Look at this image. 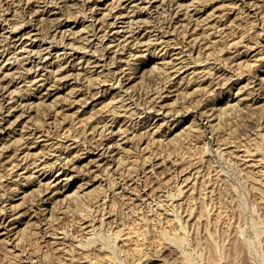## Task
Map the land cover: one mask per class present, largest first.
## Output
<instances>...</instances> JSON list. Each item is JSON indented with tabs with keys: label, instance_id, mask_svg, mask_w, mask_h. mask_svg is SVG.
<instances>
[{
	"label": "rangeland",
	"instance_id": "374dc122",
	"mask_svg": "<svg viewBox=\"0 0 264 264\" xmlns=\"http://www.w3.org/2000/svg\"><path fill=\"white\" fill-rule=\"evenodd\" d=\"M9 1L11 3L5 4L4 6H2L3 8H1V5H0V16H1L0 17V49H3L5 47L3 45H6V47H10L11 45H13V43H11V39L17 40V46L21 44L22 41H24L25 47H18L17 52L14 53L16 54L14 58L17 55L19 56L15 59L10 58L7 61L5 58H7L8 56L12 57L13 53H9L8 55H6L7 54L6 52L4 56H1L2 51H0V64L4 63V66L0 69V84L2 83L6 84L8 82L7 83L8 85L7 84L6 85L9 86L8 88H10L9 89L10 92L12 91L11 92L12 94L9 93L8 91L6 94H9V95L8 96L6 95L4 99L0 100V120L2 116L6 118L11 117L13 119L15 117L14 114L20 113L22 106L24 105L27 106L29 102H32L33 100L34 101L32 102V105H31L32 107L28 109L22 117H20L19 120H21V122L15 127L12 125L14 128L12 126L7 125L8 122L5 123L6 120H2V123L6 125V128L3 131V135H2L3 138L0 139V152H1L0 158L1 159L4 158L2 153L9 154L10 157H13L14 155L15 157L13 158L8 157L10 161L8 160V158H6L5 161L8 160L9 162H7V164L5 163L3 165H0L1 167L0 171H2V173L0 174L2 176V177L0 176L1 178L0 179V184H1L0 185V196H1L0 198L1 200H3L2 201L3 203L1 202L0 205L5 204L4 202L7 201L6 206L9 212L12 211L11 209L17 208L16 210H18V213L16 215L19 214L21 216L20 217L18 215L20 217L19 219L21 218L22 219L19 222H13L15 217L12 216L9 219L13 223H11L9 227L13 229L16 228V230L18 228H21L17 230L19 232L20 230L24 229L23 227L25 226L26 229L23 230L22 232L23 233L26 232L25 234L28 235V237H26L25 234L22 235V233L19 232V235L21 238L19 237L18 241H20V243L17 242L18 246L16 245L14 247V244L12 242L10 244L8 241H6L7 238L5 237L6 236L5 234H0V238H1L0 239V264H19V263L20 264H62V262L63 264H65L66 262H68V264H72V263L73 264L74 263L75 264H85L86 262L82 260L83 262H85L83 263L81 259H83L82 255L88 254L87 253L88 251L89 253H92L89 255H92V256L94 255L97 258L98 256L99 257L101 255L105 256L106 253L107 254L109 253L108 255L111 257L114 264H149V263L150 264H264V185H263L264 184V170H263L264 169V96L263 95L264 94H262L264 92V88H262V85L264 86L263 84L264 83V80H263V77H264L263 76L264 74V46H263L264 44V31H263L264 24H262L264 22V21L262 22V20H264V18H262V15H264V9H263L264 0H250V4H249V0H235V1L234 0L233 1L232 0H207L208 3H206L207 2L206 0H205V3H204V0H202L203 2L200 0H199L200 2L198 0H193V1L191 0L189 1L188 0H179V1L177 0L176 1L175 0L173 1L172 0H165V1L164 0H150V2L149 0H146L145 2H143L144 0H118V2L120 1L119 2L120 4L116 3L117 0H88V1L87 0H49V2L51 3H49L48 0H42V1L41 0H18V2H16V0H9ZM112 2H114L113 6H112ZM176 2H178V4ZM182 2H184V5L187 2V4H189L190 6L187 7V4H186L184 8V5ZM236 2L238 5L236 4ZM255 2H257V4ZM179 3H182V5H179ZM233 3L236 4V6ZM68 4L71 7H69ZM115 4L118 7L115 6ZM178 5L181 6L180 7L181 9L179 8ZM110 6L115 7L114 11H113V8L110 9ZM141 6H143V8ZM162 6H166L167 10L164 9L166 10L164 11ZM186 7L188 9H186ZM223 7L225 8L223 9ZM61 8L62 9L64 8V9L62 10ZM174 8L176 9L177 12L176 14L174 13V16H173V12H175ZM177 8L181 12L178 13ZM140 9L141 10L143 9L142 12ZM194 9H198V10L200 9V10L197 14H195V12L193 11ZM241 9H243L245 12ZM171 10L173 11L171 12ZM220 10H223V12ZM225 10L228 12L226 13ZM185 11L186 12L188 11L187 12L188 14H186ZM189 11L190 13H192L194 17L189 13ZM212 12L213 13L215 12L214 15L212 14ZM255 12L256 14H253ZM104 13H106L108 17H104L105 15ZM116 13H118V17L117 16L115 17ZM177 13L179 15H177ZM222 13H225L224 16L222 15ZM152 14L153 15L157 14V15L153 16ZM169 14L171 15L168 16ZM137 15H139L137 17L138 19L139 17L143 18V20H141L142 22L140 21L142 23L141 27L144 29L145 28L150 29V31L153 28L154 31L152 30L151 31L152 33H156V32L158 33L160 31L159 34L162 36L161 38L163 39V41H161L162 39H158V40L156 39L157 41L153 39L148 40V38H150L149 35L151 34V32L147 30V33L148 34L150 33V34L144 39L146 40L144 42H146L150 46L149 45L147 46L146 43H144L145 45L144 44L142 45L141 42L140 44H138V42L133 43L131 42L132 39L129 40L130 42L127 41L128 44H126V42L123 40L124 38L129 36L130 30H131L129 25H132V28L133 26L141 25L140 22H138L137 24L136 23L130 24L131 23L130 19L132 18V16H137ZM186 15L187 16L189 15L190 17H187ZM57 16H60V18L70 17V20H71L70 25L66 26L67 28L65 29L67 30L65 31L67 32V34L64 31V37L62 36L63 34L62 35L56 34V36L53 37V34L56 32V30L57 31L59 30V28L55 29L57 28L59 21H60V18ZM151 16H152V20L155 19L154 21H148L149 18L151 20ZM206 16H208V18ZM103 17H104V20H103ZM144 17H145V20L147 17L148 23L144 22L145 21ZM158 17L160 18L158 19ZM165 17L167 18V20ZM169 17H171L172 20H174L175 18L174 21L175 22L177 21V22L176 23L173 21L171 22V20H169ZM179 17H180V20H179ZM216 17L218 18V20ZM114 18H116L115 21H114ZM185 18H187L189 22H187ZM196 20H198L197 22L200 21V23H197ZM214 20L220 25L219 29H217L218 24L216 23L217 24L216 25ZM230 21L231 23L229 25ZM111 22H113L114 24ZM107 23L109 24L111 23V24L109 26H106L108 25ZM180 23L182 25L183 23L187 24L186 26L183 25V27L185 26V29L187 30L181 29L182 25H179ZM188 23L190 24L188 25ZM191 23H194L192 24L193 26L191 25ZM212 23L216 25L217 28L214 27V25L212 26ZM101 24L102 26H105L106 28H108L107 32L109 33V35L106 37L107 39L105 38L104 39L105 41H102V43H101L100 37H98V34L95 35L94 37L92 36L93 29L96 26L98 27L101 26ZM198 24L200 25L198 26ZM209 24H211L210 25L211 27L209 26ZM225 24L228 26H225ZM163 25H165L167 28L164 27ZM174 25L176 29L178 30L175 31ZM222 25L225 26L223 27L224 29H222ZM160 26H161V30H160ZM194 26L195 28H193ZM196 27H198L197 30H196ZM173 29L174 31H172ZM208 29L209 31H212V30L213 31L210 33L208 32ZM232 29L235 30L236 32H234ZM69 30H71V32ZM117 30L118 31L120 30V31L118 35L114 36V33H116ZM214 30L216 31V34ZM219 30L220 31L223 30V31L220 32ZM178 31L180 32V34L178 33ZM185 31L189 33L191 32L190 35L187 32L185 33V35L186 34L188 35V37L186 35L187 39L185 38L183 34ZM72 32L73 34H70ZM233 32H234V37L235 35H238V34L239 35L234 38ZM193 33H195L196 35ZM208 33H210L209 39H207L209 37ZM240 33L241 34L244 33L243 35L245 37L242 36ZM260 33L261 35H259ZM84 35L85 36L87 35L88 37L86 36V38H84L85 37ZM193 35L195 36V38ZM198 35L202 37H199ZM20 36H22L21 40H19ZM48 36H50L51 38ZM61 36L65 39H63ZM152 36L153 38L155 37L154 34ZM239 36L240 38H237ZM71 37H73V39ZM242 37L245 39H243ZM89 38L92 39L90 40V42H89ZM173 38H175L177 42ZM189 38L191 39L192 42L189 41L190 40ZM232 38H234V42L236 41L237 43L239 42L238 44L241 48L237 47L238 44L234 43ZM241 38L243 39V41ZM70 39L71 41H74V40L76 41H74L73 43V42H70ZM84 39L86 40V42ZM111 39L112 41H110V44L112 43L113 45H111L112 48H108L109 49V52H108L105 44L106 42L109 43V40ZM195 39L199 40L198 43H197V40L194 41ZM240 39L244 43H240ZM60 40L61 41L63 40V41L61 42ZM203 40L206 42H204ZM158 41H161V42H158ZM119 42H121V44ZM165 42H167L168 44ZM199 42H202V43H199ZM229 42L234 43V44L230 45ZM80 43L81 45L83 44L82 46H85V47L81 48ZM170 43H173V44L175 43L174 44L175 47L172 48L171 45L173 44L170 45ZM257 43H261V44H257ZM71 44L72 45L74 44V45L71 46ZM101 44L105 46H102ZM180 44H182L183 46ZM207 44H209L210 46L208 45L209 47L205 49ZM118 45L119 46L121 45V46L118 47ZM186 45H188L189 48ZM225 45H230V46H226L225 48ZM123 46L125 49V50L122 49L123 56H119V58L110 59L111 58V55H109L110 51L115 50V49H121ZM195 46L197 48H195ZM248 46L250 47L254 46V48L256 46L257 47L255 48V50H249L248 51L249 53H247L245 49L247 50L246 47ZM259 46H261L262 48ZM220 47L225 48V49L222 50ZM97 48L99 49L97 50L98 52L96 51ZM219 48L222 50V52H219L221 51L219 50ZM260 48L262 50H260ZM10 49H11L10 51H12L14 47ZM30 49H33L34 51L35 50L36 51L29 52L31 51ZM39 49H42L43 51L39 52ZM241 49L243 51H241ZM94 50H95V53H94ZM156 50L158 51L156 52ZM178 50L184 53L183 54L180 53L179 55L175 54L174 52H177ZM200 50L203 52H200ZM217 51L220 53V55L218 54V56L216 55L218 53ZM257 51H258V54L255 55ZM47 52H50V53H47ZM103 52H105L106 54L105 53L103 54ZM190 52L193 54H191ZM205 52H208V53L211 52L210 55L212 57H210V55ZM40 53L44 54V56L40 57L42 56ZM200 53H201V56H200ZM244 53H245V56H244ZM252 53L253 55L251 56ZM136 54L137 55L139 54L138 57H135ZM206 54L208 55V58L205 56ZM237 54H239V56ZM27 55H31L32 57H30V59L31 58L32 59L31 60L27 59L26 58ZM105 55H107V57ZM163 55L164 56L166 55V56L163 57ZM99 56L102 59L101 65L100 64L94 65V63L90 62L95 59H99ZM173 56H176V57L181 56V58L183 59V60L182 59L177 60L178 63L179 61L181 62V60L183 61L177 66L183 63H186L188 64L189 67H187V69H185L186 67L183 68L182 70L183 72L181 71L176 74H173L174 70L171 67L172 63L170 64L165 63L167 60L170 61V59H174ZM199 56L202 59V61L200 59L201 62L198 60ZM202 56L204 58H202ZM219 56L221 57L217 58ZM257 56H261V57H257ZM23 57H25L26 59ZM133 57L137 59V61ZM253 57H256L255 60ZM89 58H91V60ZM125 58H127L128 61H126ZM41 59L43 62L41 61ZM256 59H258L259 61H257ZM260 59L261 61L262 60L263 61L261 62ZM25 60L27 61V63ZM88 60L90 63L89 62L86 63V61ZM191 60L192 61L195 60V61L192 62ZM228 60H231L234 63H231V61L229 62ZM240 60H244V61H241L243 63H239ZM188 61H190L191 63ZM204 61H206V64ZM196 62H197V67L195 65ZM216 62L218 63L216 64ZM237 62L240 64V66L244 65L243 67H241L240 69L241 71L237 69L238 68L237 66H239ZM254 62L259 63L260 65L259 64L255 65ZM17 63L19 64V66ZM21 63L24 64V66ZM102 63L104 64L102 65ZM108 63L110 64L108 65ZM226 63L229 66H227ZM42 64H44L43 68H42ZM212 64L214 66L211 69ZM224 64L226 65L224 67H228L230 69L233 68V69H231L230 71V69L224 68L223 67ZM32 66H34L33 68L36 70H34ZM154 66H157V68H160L161 72L159 71L158 73L154 74L155 71L159 70V69L156 70L157 68L155 67L156 68L155 69ZM163 66H166L165 70L167 71H162V69L164 68ZM207 66L210 68H208ZM215 66H219V68ZM23 67H25V69ZM202 67H204V69ZM129 68H131V70ZM152 68L155 71H153ZM17 69H19L18 70L19 72L17 71ZM37 69L39 72L37 71ZM56 69H58L59 71ZM209 69H211L213 73H211L210 72L211 70L209 71ZM235 69H237V72L235 71ZM115 70L118 71V74H117V71ZM132 70H133V73H131ZM151 70L153 73H151ZM219 70H222V71H219ZM239 71L242 74H240ZM167 73L168 74L172 73V74L168 75ZM187 73H190V75ZM215 73L217 74L221 73V74L217 75ZM36 74L37 75L39 74V77L42 76L43 78L42 77L41 78L45 79V80L40 81V83L46 82L48 85H50L49 90L51 91V94H48L47 96H43L47 94V89H41V93H39L36 90V81L32 80L34 78L36 79L35 77ZM202 74H203V77H200ZM208 74L210 75V77L208 76ZM234 74H238V75H234ZM9 75L10 76L12 75V76L8 77ZM24 75L26 78L24 77ZM130 75H131V80L126 79V78H129ZM239 75H240V78L237 77ZM259 75L262 78H260ZM180 76H184L185 78L183 80L182 78L179 79ZM218 76L219 77L221 76V78L219 79L221 81L217 82L219 78ZM226 76H228L229 78L228 77L226 78ZM232 76L233 77L235 76V78L237 77L238 80L237 78L232 79ZM204 77L205 78L207 77V78L205 79ZM213 77H214V82H213ZM5 78H8V79H5ZM9 78H11L10 79L11 82H9ZM14 78L15 80H12ZM103 78H105V80H102ZM167 78H168V81H166ZM96 79L100 80V82L99 81L97 82ZM188 79L189 80L191 79V80L189 81ZM225 79L227 81L229 79V82L225 81ZM254 79L255 81H253ZM261 79L263 80V83ZM170 80L171 82L172 81L173 82L171 83ZM192 80H195V81L193 82ZM196 81L198 82L197 84H196ZM251 81L254 83L252 84ZM96 82L99 84L100 87L98 86ZM181 82L182 83L184 82V84H182ZM257 82L259 84H257ZM260 82L262 83L261 86H260ZM218 83L220 84V86L217 85ZM57 85L61 87L57 89L55 87ZM96 85L98 87H95ZM198 86H199V90H196L198 89L196 88ZM71 87H73L76 91L72 93L70 91ZM159 88H163L164 90L161 89V91L163 92H161ZM169 88L171 91L168 92L167 90H169ZM259 88L260 90H258ZM14 89H15V92L17 91L16 93L13 92ZM159 91L163 95L160 94ZM255 91H258V92H255ZM25 92H26V95H25ZM32 92L34 93L28 98V95H30L29 93H32ZM36 93L37 95H34ZM103 93L106 95H104ZM156 93H159V94H157L155 97ZM251 94H253L252 97H251ZM126 95H129V97L128 96L126 97ZM122 96L123 98H121ZM153 96H154V100L156 101L151 99L153 98ZM65 97H68L70 100L79 99L76 102L77 105L75 103L74 105L70 106L72 102H74V100L66 101V99L68 98H65ZM244 97L247 99L245 100ZM120 99H122V102ZM124 99L126 100L123 101ZM157 99H159L160 101H157ZM22 100H23V103L25 102L27 104L24 103L23 105L17 106L19 103H21ZM110 101H114V102H110ZM152 101H154L155 103L154 102L152 103ZM54 102L59 103V104L55 103L58 105V107L54 104ZM168 102H170L169 103L170 106L168 105L169 108L167 107ZM127 103L130 105H128ZM162 103L164 104V107L161 108L160 105H163ZM236 103H238V106H236ZM248 103L249 104L251 103L252 105L250 104L249 106ZM62 104L64 105V107ZM256 104L257 106H255ZM117 105H120V106H117ZM12 106L13 108H11ZM151 108L153 110H151ZM110 109H113V111L115 112L112 113V110ZM168 109L170 111H168ZM56 110H58L59 113ZM211 110H214V111L211 112ZM129 112L131 113L129 114ZM109 113H111V115ZM210 113H212V116ZM213 114H214V117H213ZM53 115H56V116H53ZM112 115L114 116L116 115L117 117L115 116V119L116 120L118 119V121H116L118 123L115 125L116 127L115 130H117V128L119 129L118 126L121 125V123L123 125V126L122 125L120 126V127H123L121 128V130H123L122 131L123 133L122 132H121L122 134L116 133L113 137L110 136V133H107V134L104 133L105 130L109 131V124L111 123L110 121H112L113 119ZM129 115L132 117H130ZM64 117L67 121L64 119ZM63 120L66 122H64ZM60 122L61 123L63 122V123L61 124ZM106 122H107L108 127L106 125L104 126ZM132 123L135 125L132 126ZM151 123H152V126L154 127H150ZM158 124L162 126H158ZM38 125H40L43 129L40 126H39L40 128H38ZM93 125L95 126V130H93L94 129ZM96 126L98 127L96 128ZM141 126L142 127L144 126V127L142 128ZM101 127H103V129L104 127L106 128L104 129V131H102L103 129H101ZM156 127H159L161 129V132L158 133L159 128H157V131H156L157 133H155ZM67 128L68 130H65ZM22 129H23V132L25 133V136L29 137L28 142L29 141L31 142L34 140L28 134L29 132H32V130L34 129L36 130L41 129L43 132H45L44 133L45 135H40L37 139L34 140V143L31 144L32 146L31 148L25 149L23 145L21 146V144H19L20 142L17 143V141L19 140L18 137H20L21 136L20 134L23 133ZM47 130H50L51 132ZM86 130H87L86 133L88 134V136L85 133ZM91 130L93 134L92 132H90ZM136 131L139 133H137ZM140 131H141V134H140ZM142 131L145 137L143 136ZM146 131L148 133H146ZM46 132H50V133L46 135ZM67 132L72 133L70 134L71 137H74L75 135H80L79 138L81 137L83 138V139L82 138L80 139V142H81L80 146H83L86 144L87 145L90 144L91 146V143L92 142L95 143V141H97L98 143L100 140L98 139L93 140L92 137L94 135H96L97 137L100 136L99 135L100 132L104 133L105 136L107 137V139H105V142L109 139L108 145L111 143V147L114 150L111 149L107 153V156H100L101 155L100 153L104 149L103 150L95 149V152L91 153V157L88 156V154L90 153H83L81 155L83 156L82 157L83 160L79 161V163H76L77 168L73 172L75 176L71 180L69 186L61 187L59 190L60 192L58 193L55 192V190L53 191L51 189L50 190L48 189L42 193L37 194L36 192H38L39 189H40L39 192H41V188L39 186H41L42 189H44L45 186L39 185L36 180L34 181L32 185H29L27 183V180H28L27 178H23L17 175V172H18L16 171L17 168L11 164V161L13 162V160H15L14 162L17 163L20 160V158H18L19 160L17 159V157H19L17 154L20 153V156L23 157L24 153L27 152V150H30V152L32 153V155L28 157V160H29L31 156L33 157L34 154L36 155L39 151H40L39 154H41L42 153L41 151L43 150V148L46 147L47 149L46 151H48L47 152L48 154L46 155L45 158L47 161L49 159L51 160V161L49 160L50 162L48 161V164L52 166L53 161L57 158L55 154L60 153V151H57V153L53 154V152L55 151H54V148L51 147V145L54 142H58V141H59L58 143L62 142L60 144H65V142L67 141L66 139L68 135ZM150 132L151 134L154 133L153 134L154 136L153 135L151 136ZM38 134H41V133H38ZM148 134L150 136H148ZM60 138L61 139L63 138V141L60 140ZM91 138L93 141L91 140ZM126 138L127 139L129 138V139L127 140ZM116 139L118 140V143L120 142V144L117 143ZM14 142H16L18 145ZM69 142L71 141H68V143ZM82 142L83 143L85 142V143L83 144ZM112 142H114L113 144L115 145L112 146ZM8 143H11V146ZM7 144L11 148L7 146ZM41 144H45V145L42 146ZM116 144H118V146ZM55 146H57V144ZM78 148H74V149L71 148V150L73 151L72 153L76 152ZM24 149L25 151L23 152L22 150ZM50 151H53V152H50ZM48 155L50 158L47 159ZM119 157L121 158L120 163H118L120 167L117 166L116 168L115 166L114 168V166H111L113 169L111 167L110 168L106 167V166H109V162L113 161V164H114L115 160L119 159ZM91 158H93V161L95 158L96 161H94V163H91L90 162ZM25 160L26 159L21 158L20 161L25 163ZM159 161L162 165L159 164ZM106 162H108L107 163L108 165L106 164ZM11 165H12V169H10ZM7 166L10 168H7ZM115 169H118V170L115 171ZM151 169H154V171ZM26 170L27 169H23V170L20 169L19 171L24 172ZM106 170H109L110 173L109 171L107 173ZM12 171H14L15 173L13 174ZM104 171L106 173L105 175H104ZM48 173L49 172L43 173V170H42L40 172L35 171L34 174L36 176H39L38 179L39 180L41 179V183L43 182L44 184V182L47 181L46 177ZM98 173L104 175V176L100 175L103 177V179H101L102 182L95 181L93 184H86L85 186V190H89V188L90 189L95 188L94 191L96 192L93 191L94 193H92L88 197L82 198L83 200H81L80 198L78 201L79 197L76 198L75 191L77 190L75 189H78L79 188L78 186H80L81 184L85 182L92 183L93 182L92 178L96 176V174ZM24 174H29V172L27 173L24 172ZM6 177L8 179H6ZM17 177H18V180H17ZM3 178L4 180H2ZM61 178L59 181L65 182L66 180L65 177H61ZM186 182L188 183V185ZM22 183H25V184L23 185ZM108 185L110 186L108 187ZM114 186L116 187L117 192L119 191V193L116 194V190ZM37 187L39 188L37 189ZM3 189L5 190V192L3 191ZM36 189L38 191H34L35 192L34 193L33 190H36ZM80 189L78 190L80 194H82L85 190L82 191V189L81 190ZM101 189L103 192L99 191ZM180 189L181 190L184 189L183 192H181ZM97 190H98V193H97ZM7 192H9L8 193L9 195L7 194ZM73 192H75V194ZM28 193H31V196H29L30 194L27 195ZM70 193H71V196L74 194L73 195L74 197H71V196L67 197V195H69ZM11 194L12 195L14 194L13 198L11 199L9 198V201H8L7 198L12 197ZM15 194L17 195L15 196ZM32 194L36 195L37 197H35ZM99 194H102L103 197L102 198L99 197L98 199L97 196H99ZM5 195H6V199H5ZM92 195L95 196L94 198L96 201L98 200V204L94 200ZM41 196L47 197L46 203L42 201L40 202V200L42 199ZM23 197L25 198L23 199ZM26 197H28V199H26ZM65 198H68L70 200L67 199L66 201L67 203L65 202V205H64V201L66 200ZM72 198L73 199L76 198L77 200L75 199L73 201ZM86 198H88V200ZM32 199L33 201H31ZM36 199L38 201H36ZM103 199H106V200L103 201ZM22 200L23 201L26 200L25 201L26 204L25 203L22 204L23 202ZM92 200L95 204L92 202ZM34 201L37 203H34ZM75 201L78 202V205H76L77 203L75 204ZM83 202H85V204H83ZM11 203L12 204L19 203V205L14 204V206L19 207L21 205L19 207L21 209H18V207H14V206L12 207ZM72 203L73 205L75 204L74 206L77 207L78 210L73 205H71ZM79 203H82V204H79ZM88 205H91V209L93 210L89 209L90 207ZM94 205H96L97 208ZM33 208L34 209L37 208V209L34 210ZM60 208L63 209L65 213ZM74 208H75V211L73 210ZM15 209L14 211H16ZM39 209L42 212H45L46 215H40L41 211ZM81 210L83 211V213ZM94 210H95V212L93 213L94 218H98V217H101V218L93 219L92 221V218H93L92 212ZM97 210L100 212V214ZM79 211H81L80 212L81 214L79 213ZM27 212L29 214H27ZM54 212H56L57 214ZM73 212L78 213L79 216L77 214H74ZM84 212H86L91 217L88 216ZM35 213H37L39 216L36 215L37 216L36 217ZM71 213H73L75 216H73V214ZM82 215L83 217L84 216L86 217L83 218ZM52 217H54V219H52ZM102 218L104 220H102ZM89 220L92 222L93 224L92 226H94V228H92L91 226L90 227L91 230L85 231L83 225L89 223L90 222ZM34 221H35L34 223L35 227H34V224L33 225L31 224ZM36 221H37V226L39 227L36 226ZM49 221L52 227L49 226L50 225ZM57 222H60V223H57ZM78 222L79 223L82 222L81 223L82 225H80ZM7 223L9 222L7 221ZM52 223H55L56 225L55 224L53 225L56 226L57 228H55L52 225ZM97 224L100 225V227ZM29 228H31L30 230L32 231L30 230L28 231ZM120 228L121 229L123 228L124 230L130 229V231H132V234H133L132 236L133 239L131 238L129 241L124 243L122 241V238L121 239L119 238L120 240L116 238L115 231L116 230L118 231ZM62 229H63V233H61ZM34 231H37V233ZM38 232H40L41 234ZM47 232L51 233V236ZM86 232H89V233H86ZM29 235L31 238H29ZM42 235H44L45 237ZM87 235L88 237H92V239L89 238L90 240H88ZM22 239H23V242H22ZM26 239H28L29 242L28 241L25 242ZM53 240H56V241L60 240V241H57V242L55 241V243H53L54 242ZM132 240L133 241L136 240L135 241L136 243L140 242L141 244L140 251L132 250V248L136 246V243L133 242ZM58 246H62V247H58ZM79 246L80 247L82 246V248H80ZM83 246L85 247V249ZM10 247L12 251L10 250ZM56 248H59L60 251L58 249L56 250ZM79 249L81 250V252ZM69 250L70 251L72 250L71 253H69L70 252ZM22 252L24 253L23 255H22ZM66 252L70 256L67 255ZM21 256L24 258V260L21 258ZM75 257L77 258L75 259ZM161 257H164L165 261ZM25 259H29V260H25ZM72 259L74 260V262ZM142 260L143 261L146 260V261L143 262ZM101 262L102 261L98 262L97 264L99 263L108 264L107 261H103V263ZM92 264H96V263H92Z\"/></svg>",
	"mask_w": 264,
	"mask_h": 264
},
{
	"label": "bare ground",
	"instance_id": "6f19581e",
	"mask_svg": "<svg viewBox=\"0 0 264 264\" xmlns=\"http://www.w3.org/2000/svg\"><path fill=\"white\" fill-rule=\"evenodd\" d=\"M41 1H42V0H41ZM87 1H88V0H87ZM145 1H146V0H144L143 2H145ZM164 1H165V0H164ZM172 1H173V0H172ZM175 1H176V0H175ZM177 1H179V0H177ZM188 1H189V0H188ZM191 1H193V0H191ZM191 1H190V2H191ZM198 1H199V0H198ZM200 1H202V0H200ZM200 1H199V2H200ZM206 1H207V0H206ZM232 1H233V0H232ZM234 1H235V0H234ZM13 2H14V1H13ZM16 2H18V0H16ZM16 2H15V3H16ZM20 2H21V1H20ZM48 2H49V0H48ZM55 2H56V1H55ZM59 2H60V1H59ZM64 2H65V1H64ZM119 2H120V1H119ZM119 2H118V0H117L116 3L120 4ZM149 2H150V0H149ZM162 2H163V1H162ZM184 2H185V1H184ZM184 2H182L183 5H184ZM202 2H203V1H202ZM228 2H230V1H228ZM0 3H1V4H0V5H1V8H3L2 6H4L5 4H10L11 2H10L9 0H0ZM15 3H14V4H15ZM49 3H51V2H49ZM94 3H95V1H94ZM168 3H169V2H168ZM172 3H173V2H172ZM172 3H171V4H172ZM176 3L178 4V2H176ZM182 3H179V5H182ZM204 3H205V0H204ZM206 3H208V1H207ZM224 3H225V1H224ZM255 3L257 4V2H255ZM263 3H264V1H263ZM59 4H60V3H59ZM61 4H62V3H61ZM113 4H114V2H112V6H113ZM171 4H170V5H171ZM177 4H176V5H177ZM186 4H187V2H186ZM186 4H185V5H186ZM201 4H202V3H201ZM221 4H222V3H221ZM233 4H234V3H233ZM236 4H237V2H236ZM236 4H234V5L236 6ZM249 4H250V0H249ZM68 5H69V4H68ZM156 5H157V4H156ZM162 5H163V4H162ZM166 5H167V4H166ZM168 5H169V4H168ZM174 5H175V4H174ZM179 5H178V6H179ZM185 5H184V8H185ZM203 5H204V4H203ZM223 5H224V4H223ZM227 5H228V3H227ZM237 5H238V4H237ZM258 5H259V4H258ZM258 5H257V7H258ZM55 6H56V5H55ZM59 6H60V5H59ZM61 6H62V5H61ZM112 6H110V9L113 8V11H114V8H115V7H112ZM115 6H117V5L115 4ZM145 6H146V5H145ZM157 6H158V5H157ZM188 6H190V5L187 4V7H188ZM196 6H198V5H196ZM221 6H222V5H221ZM230 6H231V5H230ZM232 6H233V5H232ZM56 7H57V6H56ZM63 7H64V6H63ZM65 7H66V6H65ZM69 7H71V6L69 5ZM88 7H90V6H88ZM117 7H118V6H117ZM141 7L143 8V6H141ZM162 7H163V10L166 9V6H162ZM175 7H176V6H175ZM180 7H181V6H179V8H180ZM187 7H186V9H188ZM203 7H204V6H203ZM238 7H239V6H238ZM248 7H249V6H248ZM250 7H251V5H250ZM6 8H7V7H6ZM6 8H5V9H6ZM8 8H9V7H8ZM31 8H32V7H31ZM66 8H67V7H66ZM85 8H86V6H85ZM93 8H94V7H93ZM147 8H148V6H147ZM157 8H158V7H157ZM167 8H168V7H167ZM182 8H183V7H182ZM189 8H190V7H189ZM196 8H197V7H196ZM198 8H199V7H198ZM224 8H225V7H223V9H224ZM226 8H228V7H226ZM229 8H230V7H229ZM233 8H234V7H233ZM242 8H244V7H242ZM32 9H33V8H32ZM61 9H62V8H61ZM63 9H64V8H63ZM63 9H62V10H63ZM88 9H89V8H88ZM88 9H87V10H88ZM90 9H91V8H90ZM170 9H171V8H170ZM174 9H175V8H174ZM180 9H181V8H180ZM263 9H264V8H263ZM30 10H31V9H30ZM30 10H29V11H30ZM34 10H35V9H34ZM92 10H93V9H92ZM140 10H141V9H140ZM142 10H143V9H142ZM142 10H141V12H142ZM163 10H162V11H163ZM166 10H167V9H166ZM166 10H164V11H166ZM177 10H178V8H177ZM189 10H190V9H189ZM199 10H200V9H199ZM199 10H198V9H194L193 11L195 12V14H197V13L199 12ZM241 10H243V9H241ZM4 11H5V10H4ZM6 11H7V10H6ZM40 11H41V10H40ZM109 11H111V10H109ZM109 11H108V12H109ZM122 11H123V10H122ZM164 11H163V12H164ZM172 11H173V10H171V12H172ZM220 11L223 12V10H220ZM243 11H244V10H243ZM257 11H258V10H257ZM259 11H260V10H259ZM262 11H263V10H262ZM262 11H261V12H262ZM31 12H32V11H31ZM139 12H140V11H139ZM157 12H158V11H157ZM157 12H156V13H157ZM159 12H160V11H159ZM168 12H169V11H168ZM176 12H177V11H176V9H175V12H173V16H174V13L176 14ZM179 12H181V11L178 10V13H179ZM185 12H186V11H185ZM187 12H188V11H187ZM187 12H186V14H188ZM194 12H193V14H194ZM209 12H210V11H209ZM209 12H208V13H209ZM225 12L227 13L228 11L225 10ZM241 12H242V11H241ZM244 12H245V11H244ZM244 12H243V13H244ZM46 13H48V12H46ZM106 13H107V12H106ZM106 13H104V14L106 15ZM145 13H146V12H145ZM160 13H161V12H160ZM160 13H159V14H160ZM178 13H177V15H179ZM189 13H190V11H189ZM214 13H215V12H214ZM214 13L212 12L213 15H214ZM104 14H103V15H104ZM109 14H110V13H109ZM119 14H120V13H119ZM121 14H123V13H121ZM142 14H143V13H142ZM157 14H158V13H157ZM157 14H155V15H157ZM184 14H185V13H184ZM190 14L192 15V13H190ZM224 14H225V13H222L223 16H224ZM229 14H230V13H229ZM253 14H256V12L253 13ZM261 14H262V13H261ZM261 14H260V15H261ZM36 15H37V14H36ZM62 15H63V14H62ZM105 15H104V17H108L107 15H106V16H105ZM149 15H151V14H149ZM152 15H153V14H152ZM155 15H153V16H155ZM170 15H171V14H169L168 16H170ZM67 16H69V15H67ZM91 16H92V14H91ZM116 16L118 17V13L115 14V17H116ZM138 16H139V15H137V16H132V18L130 19V21H131L130 24H133V23H136V24H137L138 22H140L141 20H143V18H141V17H139V19H138V18H137ZM147 16H148V15H147ZM175 16H176V15H175ZM186 16H187V15H186ZM192 16H193V15H192ZM210 16H211V14H210ZM218 16H219V15H218ZM254 16H255V15H254ZM0 17H1V16H0ZM57 17L60 18V16H57ZM64 17H65V16H64ZM71 17H72V16H71ZM104 17H103V20H104ZM148 17H149V16H148ZM181 17H182V16H181ZM187 17H190V16L188 15ZM193 17H194V16H193ZM197 17H198V16H197ZM206 17L208 18V16H206ZM220 17H221V16H220ZM52 18H53V17H52ZM62 18H63V17H62ZM62 18H60L59 24H58L57 28H55V29H58V28H59V30H58V31L56 30V32L53 34V37L56 36V34H61V35L63 34L62 36L64 37V31L67 30V29H65V28H67L66 26L70 25V21H71V20H70V17H65V18H63V19H62ZM155 18H156V17H155ZM159 18H160V17H158V19H159ZM165 18H166V17H165ZM214 18H215V17H214ZM216 18H217V17H216ZM256 18H257V17H256ZM262 18H264V15H262ZM72 19H73V18H72ZM115 19H116V18H114V21H115ZM100 20H101V18H100ZM144 20H145V17H144ZM154 20H155V19H154ZM154 20H152V16H151V20H150V18H149L148 21H154ZM164 20H165V19H164ZM166 20H167V18H166ZM169 20H171V22H172V21L175 22V21H174L175 18H174V20H172V18L169 17ZM179 20H180V17H179ZM182 20H183V18H182ZM185 20H186L187 22H189V21L187 20V18H185ZM190 20H191V18H190ZM192 20H193V18H192ZM201 20H202V18H201ZM217 20H218V18H217ZM217 20H216V21H217ZM219 20H220V18H219ZM224 20H225V18H224ZM224 20H222V21H224ZM258 20H259V18H258ZM186 21H185V22H186ZM197 21H198V20H196V22H197ZM226 21H227V20H226ZM232 21H233V20H232ZM263 21H264V20H262V22H263ZM51 22H53V21H51ZM105 22H106V21H105ZM141 22H142V21H141ZM141 22H140V23H141ZM144 22L148 23V22H147V17H146V20H145ZM167 22H168V21H167ZM171 22H170V23H171ZM176 22H177V21H176ZM176 22H175V23H176ZM182 22H183V21H182ZM214 22H215V20H214ZM214 22H213V23H214ZM220 22H221V21H220ZM111 23H113V22H111ZM111 23H110V24H111ZM146 23H144V24H146ZM163 23H165V22H163ZM178 23H179V22H178ZM197 23H200V21L197 22ZM197 23H196V25H197ZM207 23H208V22H207ZM207 23H206V24H207ZM213 23H212V26L214 25ZM216 23H217V22H215V24H216ZM230 23H231V21L229 22V25H230ZM232 23H233V22H232ZM102 24H103V23H102ZM102 24H101V26H99V27L96 26V27L93 29V33H92V36H93V37H94L95 35L98 34V37H100L101 43H102V41H105L104 39L109 35V33L107 32V29H108V28H106L105 26H102ZM107 24H108V25H106V26H109V25H110L109 23H107ZM113 24H114V23H113ZM113 24H112V26H113ZM136 24H135V25H136ZM158 24H159V23H158ZM189 24H190V23H188V25H189ZM192 24H194V23H191V25H192ZM217 24H218V23H217ZM217 24H216V25H217ZM227 24H228V23H227ZM260 24H261V22H260ZM262 24H264V22H263ZM55 25H56V24H55ZM55 25H54V27H55ZM90 25H91V24H90ZM153 25H154V24H153ZM179 25H182V24L180 23ZM183 25L186 26L187 24H184V23H183ZM183 25H182V28H181V29L184 30V29H185V26L183 27ZM191 25H190V26H191ZM196 25H195V26H196ZM199 25H200V24H198V26H199ZM210 25H211V24H209V26H210ZM216 25H214V27H216ZM52 26H53V25H52ZM94 26H95V25H94ZM141 26H142V23H141L140 26H133V28H132V25H129V27H130V29H131V30H130V33H131V34L129 33V36H128V37L125 36L126 38H124L123 41H125L126 44H128L127 41H129V40L132 39L131 42H133V43H137V42H138V44H140V42H141L142 45H143L144 43H146V42H144V41H146V40H144V39L150 34V33H149V34L147 33V30L150 31V29H146V28L144 29V28H142ZM151 26H152V25H151ZM161 26H162V25H161ZM161 26H160V30H161ZM163 26L166 27L165 25H163ZM170 26H171V25H170ZM170 26H169V27H170ZM177 26H178V25H177ZM190 26H189V27H190ZM192 26H193V25H192ZM195 26H194L193 28H195ZM219 26H220V25L218 24V28H217V27H216V28L219 29ZM225 26H228V25L225 24ZM225 26L222 25V29H224L223 27H225ZM262 26H263V25H262ZM86 27H87V26H86ZM90 27H91V26H90ZM145 27H146V26H145ZM149 27H150V25H149ZM156 27H157V26H156ZM158 27H159V25H158ZM169 27H168V28H169ZM180 27H181V26H180ZM189 27H188V28H189ZM210 27H211V26H210ZM68 28H69V27H68ZM88 28H89V27H88ZM111 28H112V27H111ZM151 28H152V27H151ZM154 28H155V27H154ZM166 28H167V27H166ZM177 28H178V27H177ZM197 28H198V27H196V30H197ZM212 28H213V27H212ZM212 28H211V29H212ZM220 28H221V27H220ZM226 28H227V27H226ZM228 28H229V27H228ZM162 29H163V28H162ZM174 29H175V31L178 30V29H176L175 25H174ZM174 29H173L172 31H174ZM202 29H203V28H202ZM204 29H205V28H204ZM263 29H264V28H263ZM91 30H92V29H91ZM152 30H153V28H152ZM152 30H151V31H152ZM157 30H158V28H157ZM165 30H167V29H165ZM185 30H187V29H185ZM192 30H193V29H192ZM194 30H195V29H194ZM206 30H207V29H206ZM232 30H233V29H232ZM69 31L71 32V30H69ZM89 31H90V30H89ZM119 31H120V30H119ZM119 31L117 30V32L114 33V36H115V35H118ZM151 31H150V32H151ZM153 31H154V30H153ZM168 31H170V30H168ZM172 31H171V32H172ZM204 31H205V30H204ZM212 31H213V30H212ZM212 31H209V29H208V32L211 33ZM214 31H215V30H214ZM219 31H220V30H219ZM219 31H218V32H219ZM222 31H223V30H221L220 32H222ZM225 31H226V30H225ZM225 31H224V32H225ZM233 31L236 32L235 30H233ZM263 31H264V30H263ZM263 31H262V32H263ZM65 32H66V31H65ZM91 32H92V31H91ZM159 32H160V31H159ZM159 32H158V33H157V32H156V33H152V32H151V34L149 35L150 38H148V40H149V39H151V40H152V39H153V40H156V39H157V40H158V39H162V38H161L162 36L159 34ZM186 32H187V31H185V32L183 33L184 36H185V38H186V35H187V34L185 35ZM193 32H194V31H193ZM218 32H217V33H218ZM234 32H233V37H234ZM100 33H101V34H100ZM169 33H170V32H169ZM178 33L180 34L179 31H178ZM187 33H189V32H187ZM190 33H191V32H190ZM190 33H189V35H190ZM198 33H199V32H198ZM205 33H206V32H205ZM205 33H204V34H205ZM210 33H208V36H209ZM213 33H214V32H213ZM66 34H67V32H66ZM70 34H73V32L70 33ZM74 34H75V32H74ZM153 34L155 35L154 38H153V36H152ZM162 34H163V33H162ZM175 34H176V33H175ZM193 34H195V33H193ZM215 34H216V31H215ZM240 34H241V33H240ZM243 34H244V33H243ZM243 34H241V35L244 36ZM68 35H69V34H68ZM163 35H164V34H163ZM195 35H196V34H195ZM206 35H207V34H206ZM211 35H212V34H211ZM219 35H220V33H219ZM221 35H222V34H221ZM225 35H226V34H225ZM231 35H232V34H231ZM231 35H230V36H231ZM238 35H239V34H238ZM238 35H235V37L238 36ZM259 35H261V33H260ZM50 36H51V35H50ZM50 36H48V37H50ZM62 36H61V37H62ZM84 36H85V35H84ZM86 36H87V35H86ZM86 36H85L84 38H86ZM177 36H179V35H177ZM184 36H183V37H184ZM193 36H194V35H193ZM198 36H199V35H198ZM208 36H206V37H208ZM230 36H229V37H230ZM51 37H52V36H51ZM51 37H50V38H51ZM58 37H59V36H58ZM63 37H62V38H63ZM81 37H82V36H81ZM87 37H88V36H87ZM187 37H188V35H187ZM189 37H190V36H189ZM191 37H192V35H191ZM191 37H190V38H191ZM199 37H202V36H199ZM235 37H234V38H235ZM244 37H245V36H244ZM5 38H6V37H5ZM43 38H45V37H43ZM55 38H56V37H55ZM71 38L73 39V37H71ZM169 38H170V37H169ZM176 38H177V37H176ZM190 38H189V39H190ZM194 38H195V36H194ZM209 38H210V36H209L207 39H209ZM234 38H232V39H233V42H234ZM237 38H240V36L237 37ZM242 38H243V37H242ZM242 38H241V39H242ZM21 39H22V36H20L19 40H21ZM59 39H60V38H59ZM63 39H65V38H63ZM87 39H88V38H87ZM106 39H107V38H106ZM109 39H110V38H109ZM112 39H113V38H112ZM112 39L109 40V43L106 42V44H105L108 52H109V49H108V48H112L111 45H113L112 43L110 44V41H112ZM173 39L176 41L175 38H173ZM178 39H179V38H178ZM178 39H177V40H178ZM186 39H187V38H186ZM191 39H192V38H191ZM191 39L189 40L190 42H192ZM197 39H198V37H197ZM197 39H195L194 41H196ZM202 39H203V38H202ZM205 39H206V38H205ZM205 39H204V40H205ZM241 39H240V43H244V42H242V41H243V39H245V38H243L242 41H241ZM80 40H81V39H80ZM84 40H85V39H84ZM90 40H92V39L89 38V42H90ZM157 40H156V41H157ZM164 40H165V39H164ZM167 40H169V39H167ZM171 40H172V39H171ZM204 40H203V41H204ZM60 41H61V40H60ZM62 41H63V40H62ZM62 41H61V42H62ZM74 41H76V40H74ZM74 41H71V39H70V42H73V43H74ZM114 41H115V40H114ZM161 41H163V39H162ZM161 41H158V42H161ZM165 41H166V40H165ZM183 41H185V40H183ZM189 41H188V42H189ZM194 41H193V42H194ZM198 41H199V40H197V43H198ZM238 41H239V40H238ZM244 41H245V40H244ZM68 42H69V41H68ZM68 42H67V43H68ZM70 42H69V43H70ZM85 42H86V40H85ZM121 42H122V41H121ZM121 42H119V43L121 44ZM129 42H130V41H129ZM142 42H143V43H142ZM172 42H173V41H172ZM176 42H177V41H176ZM204 42H206V41H204ZM204 42H203V43H204ZM209 42H210V41H209ZM231 42H232V41H231ZM257 42H259V41H257ZM11 43H13V45H11L10 47H6V45H3V46H5V47H4V48L2 47L3 49H0V51H2V52H1V53H2L1 56H4V54H5L6 52H7L6 55H8L9 53H13V56H12V57H11V56H8L7 58H5L6 61L9 60L10 58H14V56L16 55V54H14V53L17 52L18 47H25L24 41H22L21 44H19L18 46H17V40H15V39H11ZM35 43H36V42H35ZM69 43H68V44H69ZM75 43H76V42H75ZM83 43H84V42H83ZM155 43H156V42H155ZM162 43H163V42H162ZM162 43H161V44H162ZM165 43H167V42H165ZM178 43H179V42H178ZM180 43H181V41H180ZM183 43H184V42H183ZM194 43H195V42H194ZM199 43H202V42H199ZM234 43H237V41L234 42ZM234 43H230V42H229L230 45H231V44L233 45ZM238 43H239V42H238ZM238 43H237V44H238ZM249 43H250V42H249ZM87 44H88V43H87ZM117 44H118V42H117ZM146 44H147V43H146ZM167 44H168V43H167ZM171 44H173V43H170V45H171ZM174 44H175V43H174ZM174 44L171 45L172 48L175 47ZM188 44H189V43H188ZM192 44H193V43H192ZM192 44H191V45H192ZM205 44H206V43H205ZM209 44H210V43H209ZM209 44H207V46H206L205 49H207V48L210 46ZM237 44H236V45H237ZM253 44H254V43H253ZM253 44H252V45H253ZM257 44H261V43H257ZM73 45H74V44H73ZM73 45L71 44V46H73ZM78 45H79V44H78ZM78 45H77V46H78ZM82 45H83V44H82ZM82 45H81V43H80L81 48H84L85 46H82ZM84 45H86V44H84ZM98 45H99V44H98ZM101 45H102V44H101ZM105 45H102V46H105ZM115 45H116V44H115ZM122 45H123V44H122ZM144 45H145V44H144ZM148 45H149V44H147V46H148ZM154 45H155V44H154ZM154 45H153V46H154ZM180 45H182V44H180ZM193 45H194V44H193ZM193 45H192V46H193ZM195 45H196V44H195ZM208 45H209V46H208ZM211 45H212V44H211ZM230 45H225V48H226V46H230ZM245 45H246V44H245ZM247 45H248V43H247ZM255 45H256V44H255ZM40 46H41V45H40ZM69 46H70V45H69ZM90 46H91V45H90ZM92 46H93V44H92ZM120 46H121V45H120ZM120 46L118 45V47H120ZM124 46H125V45H124ZM124 46H123L121 49H115V50L110 51V53H109V55H111V58H110V59H113V58H119V56H123V54H122V53H123V52H122V49H124ZM130 46H131V45H130ZM138 46H139V45H138ZM140 46H141V45H140ZM149 46H150V45H149ZM162 46H163V45H162ZM166 46H167V45H166ZM182 46H183V45H182ZM186 46L189 48L188 45H186ZM202 46H203V45H202ZM204 46H205V45H204ZM213 46H214V45H213ZM215 46H216V45H215ZM242 46H243V45H242ZM257 46H258V45H257ZM257 46H256V47H257ZM263 46H264V44H263ZM12 47H14V49H12V51H10V50H11L10 48H12ZM95 47H97V46H95ZM113 47H115V46H113ZM128 47H129V46H128ZM151 47H152V46H151ZM151 47H149V48H151ZM155 47H157V46H155ZM160 47H161V46H160ZM216 47H217V46H216ZM233 47H234V46H233ZM237 47L241 48V47L239 46V44H238ZM243 47H244V46H243ZM256 47H255V48H256ZM259 47H261V46H259ZM43 48H44V47H43ZM43 48H42V49H43ZM91 48H93V47H91ZM98 48H99V47H98ZM98 48L96 49V51L100 49V48H99V49H98ZM102 48H104V47H102ZM102 48H101V49H102ZM167 48H169V47H167ZM182 48H183V47H182ZM184 48H185V47H184ZM190 48H191V46H190ZM195 48H197V47L195 46ZM210 48H211V47H210ZM213 48H214V47H213ZM220 48H221L222 50L225 49V48H222V47H220ZM220 48H219V50H221ZM227 48H228V47H227ZM235 48H236V46H235ZM246 48H247V50L245 49V51H246L247 53H249V52H248L249 50H255L254 46H252V47L248 46V47H246ZM261 48H262V47H261ZM261 48H260V50H262ZM26 49H27V47H26ZM42 49H39V52L43 51ZM86 49H87V47H86ZM86 49H85V50H86ZM134 49H135V48H134ZM158 49H159V47H158ZM161 49H162V48H161ZM163 49H164V47H163ZM214 49H215V48H214ZM229 49H230V48H229ZM242 49H243V48H242ZM242 49H241V51H243ZM30 50H31V51H29V52H33V51H34L33 49H30ZM37 50H38V49H37ZM47 50H49V49H47ZM88 50H89V49H88ZM105 50H106V49H105ZM105 50H104V51H105ZM124 50H125V49H124ZM215 50H216V49H215ZM219 50H218V51H219ZM222 50L219 51V52H222ZM237 50H238V48H237ZM239 50H240V49H239ZM258 50H259V49H258ZM35 51H36V50H35ZM35 51H34V52H35ZM133 51H134V50H133ZM133 51H132V53H133ZM152 51H153V50H152ZM157 51H158V50H156V52H157ZM210 51H212V50H210ZM218 51H217V52H218ZM97 52H98V51H97ZM97 52H96V53H97ZM100 52H101V50H100ZM200 52H203V51L200 50ZM212 52H214V51H212ZM219 52L216 54L217 56H218V54L220 55ZM250 52H251V51H250ZM254 52H255V51H254ZM259 52H260V51H259ZM47 53H50V52H47ZM65 53H66V52H65ZM94 53H95V50H94ZM104 53H105V52H103V54H104ZM151 53H152V52H151ZM168 53H169V52H168ZM168 53H167V54H168ZM174 53L177 54V55H179L180 53L183 54L184 52L178 50L177 52H174ZM190 53H191V52H190ZM198 53H199V51H198ZM205 53H208V52H205ZM210 53H211V52H210ZM210 53H208V54L210 55ZM234 53H235V52H234ZM40 54H41V53H40ZM100 54H101V53H100ZM103 54H102V55H103ZM105 54H106V53H105ZM143 54H144V53H143ZM143 54H141V55H143ZM164 54H165V53H164ZM167 54H166V55H167ZM170 54H171V53H170ZM191 54H193V53H191ZM213 54H214V53H213ZM239 54H240V52H239ZM239 54H237V55L239 56ZM254 54H255V53H254ZM257 54H258V51H257V53H256L255 55H257ZM11 55H12V54H11ZM34 55H35V54H34ZM41 55H42V56H40V57H43V56H44V54H41ZM138 55H139V54H138ZM138 55L136 54L135 57H138ZM166 55H165V56H166ZM168 55H169V54H168ZM197 55H198V54H197ZM247 55H249V54H247ZM252 55H253V53L251 54V56H252ZM260 55H261V54H260ZM18 56H19V55H17L15 58H17ZM23 56H24V55H23ZM58 56H59V55H58ZM105 56L107 57V55H105ZM153 56H154V55H153ZM156 56H157V55H156ZM165 56L163 55V57H165ZM200 56H201V53H200ZM200 56H199V58L197 57L199 61H200V59H201ZM205 56L208 58V55H207V54H206ZM214 56H215V55H214ZM214 56H213V57H214ZM238 56H237V57H238ZM244 56H245V53H244ZM262 56H263V55H262ZM30 57H32V56H31V55H27L26 58H27V59H30ZM109 57H110V56H109ZM125 57H126V55H125ZM173 57H174V59H170V61L167 60V61L165 62L166 64H168V63H169V64L172 63V66H171V67H172L173 70H174L173 74H176V73H178V72H181V71L183 70V68H185V67H186L185 69H187V67H189L188 64H186V63H183V64L177 66L178 64H180V63L183 62V61H182L183 59L181 58V56H177V57H176V56H173ZM173 57H172V58H173ZM175 57H176V58H175ZM190 57H191V55H190ZM195 57H196V56H195ZM210 57H212V56L210 55ZM220 57H221V56H219V57H217V58H220ZM233 57H234V56H233ZM257 57H261V56H257ZM15 58H14V59H15ZM19 58H21V57H19ZM19 58H18V59H19ZM23 58H25V57H23ZM26 58H25V59H26ZM102 58H104V57H102ZM133 58H134V57H133ZM139 58H140V56H139ZM202 58H204V57L202 56ZM207 58H206V60H207ZM253 58H254V60H255L256 57H253ZM18 59H17V60H18ZM31 59H32V58H31ZM31 59H30V60H31ZM37 59H38V58H37ZM89 59L91 60V58H89ZM105 59H106V58H105ZM105 59H104V60H105ZM120 59H121V58H120ZM122 59H124V58H122ZM125 59H126V61H128L127 58H125ZM134 59H135V58H134ZM179 59H182V60H181V62L179 61V63H178L177 60H179ZM193 59H194V58H193ZM215 59H216V58H215ZM222 59H223V57H222ZM258 59H259V58H258ZM258 59H256V60L259 61ZM261 59H263V58H261ZM261 59H260V61H261ZM118 60H119V59H118ZM135 60L137 61V59H135ZM135 60H134V61H135ZM143 60H144V59H143ZM175 60H176V61H175ZM198 60H197V61H198ZM203 60H204V59H203ZM252 60H253V59H252ZM18 61H19V60H18ZM20 61H21V60H20ZM25 61H26V60H25ZM35 61H36V60H35ZM37 61H39V60H37ZM41 61H42V59H41ZM101 61H102V59H101L100 56H99V59H95V60L90 61V62H91V63H94V65H99V64L101 65ZM105 61H106V60H105ZM113 61H114V60H113ZM113 61H112V62H113ZM115 61H116V60H115ZM119 61H120V60H119ZM139 61H140V60H139ZM191 61H192V60H191ZM193 61H195V60H193ZM193 61H192V62H193ZM199 61H198V62H199ZM201 61H202V59H201ZM201 61H200V62H201ZM214 61H215V60H214ZM214 61H213V62H214ZM218 61H219V60H218ZM228 61L230 62L231 60H228ZM228 61H227V62H228ZM241 61H244V60H240V62H239V61H238V62H239V63H243V62H241ZM248 61H249V60H248ZM262 61H263V60H262ZM262 61H261V62H262ZM33 62H34V61H33ZM42 62H43V61H42ZM87 62H89V60L86 61V63H87ZM90 62H89V63H90ZM107 62H108V61H107ZM188 62H190V61H188ZM200 62H199V63H200ZM204 62H205V64H206V61H204ZM220 62H221V61H220ZM220 62H219V63H220ZM225 62H226V61H225ZM238 62H237V63H238ZM255 62H256V61H255ZM255 62H254L255 65H256V64H259V63H255ZM26 63H27V61H26ZM26 63H25V64H26ZM49 63H50V62H49ZM104 63H105V62H104ZM104 63H102V65H103ZM117 63H118V61H117ZM119 63H120V62H119ZM190 63H191V62H190ZM217 63H218V62H216V64H217ZM222 63H223V61H222ZM222 63H221V64H222ZM231 63H234V62L231 61ZM239 63H238V65L240 66ZM246 63H248V62H246ZM17 64H18V63H17ZM21 64H22V63H21ZM36 64H37V63H36ZM109 64H110V63H108V65H109ZM124 64H125V63H124ZM127 64H128V62H127ZM131 64H132V63H131ZM131 64H130V65H131ZM200 64H201V63H200ZM226 64H227V63H226ZM235 64H236V63H235ZM254 64H253V65H254ZM22 65L24 66V64H22ZM22 65H21V66H22ZM32 65H33V64H32ZM38 65H39V63H38ZM43 65H44V64H42V68H43ZM88 65H89V64H88ZM88 65H87V66H88ZM106 65H107V63H106ZM116 65H117V64H116ZM134 65H135V63H134ZM163 65H164V64H163ZM195 65H196V67H197V62H196ZM198 65H199V64H198ZM201 65H202V64H201ZM207 65H208V64H207ZM218 65H219V64H218ZM233 65H234V64H233ZM241 65H242V64H241ZM245 65H246V64H245ZM259 65H260V64H259ZM3 66H4V63H1V64H0V69H1ZM18 66H19V64H18ZM29 66H30V65H29ZM46 66H47V65H46ZM58 66H59V64H58ZM72 66H73V65H72ZM74 66H75V65H74ZM76 66H77V65H76ZM82 66H83V65H82ZM126 66H127V65H126ZM209 66H210V65H209ZM213 66H214V65L212 64L211 69L213 68ZM224 66H226V65L224 64L223 67H224ZM227 66H229V65L227 64ZM231 66H232V65H231ZM231 66H230V67H231ZM239 66H237L238 68H237V67H236V68L240 70L241 67H243L244 65H243V66H240V68H239ZM33 67H34V66H32V68H33ZM36 67H37V66H36ZM120 67H121V66H120ZM150 67H151V66H150ZM155 67L157 68V66H154V68H155ZM163 67H164V68H163L164 70L162 69V71H167V70H165V67H166V66H163ZM205 67H206V66H205ZM207 67H208V66H207ZM215 67H218V68H219V66H215ZM215 67H214V68H215ZM223 67H222V68H223ZM233 67H235V66H233ZM19 68H20V67H19ZM23 68L25 69V67H23ZM23 68H22V69H23ZM39 68H40V66H39ZM39 68H38V69H39ZM44 68H45V66H44ZM46 68H47V67H46ZM117 68H118V67H117ZM117 68H116V69H117ZM125 68H126V67H125ZM131 68H132V67H131ZM131 68H129V69L131 70ZM133 68H135V67H133ZM156 68H155V69H156ZM202 68L204 69V67H202ZM208 68H210V67H208ZM224 68H228V67H224ZM257 68H258V67H257ZM26 69H27V68H26ZM33 69H34V68H33ZM38 69H37V71H38ZM118 69H119V68H118ZM158 69H159V70H158ZM194 69H195V68H194ZM194 69H193V70H194ZM203 69H202V70H203ZM211 69H209V71H210ZM228 69H230V68H228ZM228 69H227V71H228ZM231 69H233V68H231ZM231 69H230V71H231ZM237 69H235L236 72H237ZM18 70H19V69H17V71H18ZM34 70H36V69H34ZM56 70H58V69H56ZM120 70H121V68H120ZM120 70H119V71H120ZM125 70H126V69H125ZM152 70L155 71L153 68H152ZM152 70H151V73H153ZM156 70H158V71H155L154 74L158 73L159 71L161 72L160 68H157ZM193 70H192V71H193ZM207 70H208V69H207ZM207 70H206V71H207ZM223 70H224V69H223ZM260 70H261V69H260ZM32 71H33V70H32ZM58 71H59V70H58ZM58 71H57V72H58ZM115 71H117V70H115ZM126 71H127V70H126ZM135 71H136V70H135ZM185 71H186V70H185ZM185 71H184V72H185ZM203 71H204V70H203ZM203 71H202V72H203ZM215 71H216V70H215ZM219 71H222V70H219ZM235 71H233V72H235ZM240 71H241V70H240ZM240 71H239V72H240ZM262 71H263V70H262ZM18 72H19V71H18ZM38 72H39V71H38ZM54 72H55V71H54ZM121 72H122V71H121ZM121 72H119V73H121ZM129 72H130V71H129ZM182 72H183V71H182ZM210 72L213 73L212 70H211ZM210 72H208V73H210ZM224 72H225V71H224ZM28 73H29V72H28ZM28 73H27V74H28ZM36 73H37V72H36ZM41 73H42V72H41ZM79 73H80V72H79ZM124 73H125V72H124ZM131 73H133V70H132ZM134 73H135V72H134ZM197 73H198V71H197ZM227 73H228V72H227ZM227 73H225V74H227ZM42 74H43V73H42ZM42 74H41V75H42ZM100 74H101V73H100ZM117 74H118V71H117ZM137 74H138V73H137ZM167 74H168V73H167ZM171 74H172V73H171ZM171 74H168V75H171ZM187 74L190 75V73H187ZM215 74H217V73H215ZM215 74H214V75H215ZM219 74H221V73H219ZM219 74H217V75H219ZM240 74H242V73L240 72ZM262 74H263V73H262ZM262 74H260V75H262ZM31 75H32V74H31ZM66 75H67V74H66ZM120 75H121V74H120ZM123 75H124V74H123ZM131 75H132V74H131ZM131 75L129 76V78H126V79H130V80H131ZM180 75H181V74H180ZM189 75H188V76H189ZM204 75H205V74H204ZM223 75H224V74H223ZM223 75H221V76H223ZM230 75H231V73H230ZM230 75H229V76H230ZM234 75H238V74H234ZM260 75H259V77H260ZM11 76H12V75H11ZM11 76L9 75L8 77H11ZM13 76H15V75H13ZM21 76H22V75H21ZM97 76H98V75H97ZM124 76H125V75H124ZM185 76H186V75H185ZM188 76H187V77H188ZM199 76H200V75H199ZM206 76H207V75H206ZM208 76L210 77L209 74H208ZM208 76H207V77H208ZM212 76H213V74H212ZM221 76H220V77L218 76L219 78H218L217 82H218V81H221V80H219V79L221 78ZM263 76H264V74H263ZM19 77H20V76H19ZM22 77H23V76H22ZM24 77H25V75H24ZM35 77H36V79L34 78V79H32V80L36 81V90H37L39 93H41V89H47V94H45V95H43V96H47L48 94H51V91L49 90V89H50V85H48L46 82H41V83H40V81L45 80V79H42V78H43L42 76H41L42 78L39 77V74H38V75L36 74ZM169 77H171V76H169ZM190 77H192V76H190ZM197 77H198V76H197ZM200 77H203V74H202ZM207 77H206V78H207ZM227 77H228V76H226V78H227ZM237 77L240 78V75L237 76ZM237 77H236V78H237ZM25 78H26V77H25ZM98 78H99V77H98ZM180 78H182V80H183L185 77H184V76H180L179 79H180ZM194 78H195V76H194ZM204 78H205V77H204ZM206 78H205V79H206ZM211 78H212V77H211ZM216 78H217V77H216ZM216 78H215V79H216ZM228 78H229V77H228ZM234 78H235V76H234V77L232 76V79H234ZM236 78H235V79H236ZM256 78H257V77H256ZM260 78H262V77H260ZM260 78H259V79H260ZM5 79H8V78H5ZM10 79H11V78H9V82H11ZM61 79H62V78H61ZM61 79H60V80H61ZM192 79H193V78H192ZM196 79H197V78H196ZM12 80H15V78L12 79ZM96 80H97V82H98V81L100 82V80H98V79H96ZM102 80H105V78H103ZM118 80H119V79H118ZM188 80H189V79H188ZM190 80H191V79H190ZM190 80H189V81H190ZM198 80H199V79H198ZM222 80H223V79H222ZM237 80H238V78H237ZM261 80H262V79H261ZM263 80H264V77H263ZM263 80H262V83H263ZM2 81H4V80H2ZM6 81H7V80H6ZM26 81H27V79H26ZM119 81H120V80H119ZM166 81H168V78L166 79ZM166 81H165V82H166ZM192 81L194 82L195 80H192ZM199 81H200V80H199ZM204 81H205V80H204ZM225 81H227V80L225 79ZM231 81H232V80H231ZM253 81H255V79H254ZM256 81H258V80H256ZM259 81H260V80H259ZM97 82H96V83H97ZM104 82H106V81H104ZM170 82H171V80H170ZM172 82H173V81H172ZM172 82H171V83H172ZM202 82H203V81H202ZM213 82H214V77H213ZM227 82H229V79H228ZM251 82H252V81H251ZM7 83H8V82H7ZM7 83H6V84H7ZM30 83H31V82H30ZM32 83H33V81H32ZM59 83H60V82H59ZM92 83H93V82H92ZM101 83H102V82H101ZM171 83H170V84H171ZM174 83H175V82H174ZM181 83H182V82H181ZM197 83H198V82L196 81V84H197ZM225 83H226V82H225ZM233 83H234V82H233ZM233 83H231V84H233ZM236 83H237V82H236ZM253 83H254V82H252V84H253ZM262 83L260 82V86H261ZM6 84H5V83L0 84V100L4 99L6 95H7V96L9 95V94H6L8 91H9V93L12 92V91L10 92V90H9L10 88H8L9 86H7L8 84H7V85H6ZM55 84H56V83H55ZM57 84H58V83H57ZM97 84H98V83H97ZM179 84H180V83H179ZM182 84H184V82H183ZM200 84H201V82H200ZM223 84H224V83H223ZM257 84H259V83L257 82ZM263 84H264V83H263ZM28 85H29V84H28ZM34 85H35V84H34ZM47 85H48V86H47ZM90 85H91V84H90ZM93 85H94V84H93ZM175 85H176V84H175ZM217 85L220 86L219 83H218ZM227 85H228V84H227ZM229 85H230V84H229ZM31 86H32V85H31ZM98 86H99V84H98ZM98 86L96 85L95 87H98ZM164 86H165V85H164ZM164 86H163V87H164ZM222 86H224V85H222ZM244 86H245V85H244ZM252 86H253V85H252ZM257 86H258V85H257ZM257 86H256V87H257ZM17 87H18V86H17ZM27 87H28V86H27ZM41 87H43V88H41ZM55 87L58 89V88H60L61 86L57 85V86H55ZM74 87H75V86H74ZM99 87H100V86H99ZM167 87H168V86H167ZM248 87H249V86H248ZM254 87H255V86H254ZM28 88H29V87H28ZM33 88H34V87H33ZM72 88H73V87L70 88V89H71L70 91L73 93V92H75L76 90H75L74 88H73V89H72ZM105 88H106V87H105ZM105 88H104V89H105ZM179 88H180V87H179ZM196 88H198V89H196V90H199V86L196 87ZM262 88H264L263 85H262ZM16 89H17V88H16ZM29 89H30V88H29ZM98 89H99V88H98ZM100 89H102V88H100ZM106 89H107V88H106ZM106 89H105V90H106ZM161 89H163V88H159L160 91H161ZM176 89H177V88H176ZM200 89H201V88H200ZM229 89H230V88H229ZM239 89H240V88H239ZM247 89H248V88H247ZM11 90H12V89H11ZM17 90H18V89H17ZM156 90H157V89H156ZM163 90H164V89H163ZM240 90H241V89H240ZM240 90H238V91H240ZM242 90H243V89H242ZM258 90H260V88H259ZM26 91H27V90H26ZM28 91H29V90H28ZM103 91H104V90H103ZM157 91H158V90H157ZM160 91H159V93H160ZM167 91H168V92L171 91L170 88H169V90H167ZM229 91H230V90H229ZM251 91H252V89H251ZM13 92H15V89H14ZM16 92H17V91H16ZM16 92H15V93H16ZM29 92H30V91H29ZM99 92H100V91H99ZM106 92H107V91H106ZM161 92H163V91H161ZM231 92H232V91H231ZM241 92H243V91H241ZM249 92H250V91H249ZM255 92H258V91H255ZM27 93H28V92H27ZM33 93H34V92L29 93L30 95L27 94V95H28V98H29ZM72 93H71V94H72ZM159 93H156V94H155V97H156V95L159 94ZM232 93H233V92H232ZM250 93H251V92H250ZM11 94H12V93H11ZM92 94H93V93H92ZM94 94H95V93H94ZM103 94H104V93H103ZM126 94H127V93H126ZM160 94H162V93H160ZM240 94H241V93H240ZM262 94H264V92H263ZM21 95H22V94H21ZM25 95H26V92H25ZM34 95H37V93L34 94ZM95 95H96V94H95ZM104 95H106V94H104ZM162 95H163V94H162ZM238 95H239V94H238ZM252 95H253V94H251V97H252ZM258 95H259V93H258ZM258 95H257V96H258ZM11 96H12V95H11ZM11 96H10V97H11ZM70 96H71V95H70ZM96 96H97V95H96ZM127 96L129 97V95H126V97H127ZM168 96H169V95H168ZM255 96H256V95H255ZM261 96H262V95H261ZM263 96H264V95H263ZM10 97H9V98H10ZM19 97H20V96H19ZM92 97H94V96H92ZM158 97H160V96H158ZM163 97H164V96H163ZM163 97H162V98H163ZM249 97H250V96H249ZM259 97H260V96H259ZM23 98H24V97H23ZM65 98H68V97H65ZM121 98H123V96H122ZM162 98H161V99H162ZM242 98H243V97H242ZM244 98H245V97H244ZM11 99H12V98H11ZM76 99H77V98H76ZM113 99H114V98H113ZM127 99H128V98H127ZM151 99L154 100V96H153V98H151ZM155 99H156V98H155ZM164 99H165V98H164ZM240 99H241V98H240ZM246 99H247V98H245V100H246ZM248 99H249V98H248ZM254 99H255V98H254ZM254 99H253V100H254ZM16 100H17V99H16ZM23 100H24V99H23ZM23 100L21 101V103H19V104L17 103V104H18L17 106H19V105H23V104L25 103V102L23 103ZM69 100H70L69 98L66 99V101H69ZM73 100H74V99H73ZM73 100L71 99L70 101H73ZM78 100H79V99L74 100V102H72V104H71L70 106L74 105ZM87 100H88V99H87ZM87 100H86V102H87ZM120 100H121V102H122V99H120ZM125 100H126V99H124L123 101H125ZM237 100H238V99H237ZM243 100H244V99H243ZM33 101H34V100H33ZM33 101H32V102H33ZM64 101H65V100H64ZM154 101H156V100H154ZM154 101H152V103H153ZM157 101H160V100L157 99ZM238 101H239V100H238ZM256 101H258V100H256ZM256 101H255V102H256ZM15 102H16V101H15ZM17 102H18V101H17ZM19 102H20V101H19ZM32 102H29L30 104H29V103H28V104L25 103V104H27V106H25V105L22 106V107H21V111H20V113H16V114H14L15 117H14L13 119H12L11 117H8V118L3 117V116L1 117V120H0V139L3 138V136H2V135H3V131H4L5 128H6V125L2 123V120H6L5 123L8 122L7 125H9V126H12V125H13V126L15 127L16 125H18V124L21 122V120H19L20 117H22V116L24 115V113H25L28 109H30V108L32 107V106H31V105H32ZM57 102H58V101H57ZM57 102H54V104L57 103ZM110 102H114V101H110ZM126 102H127V101H126ZM69 103H70V102H69ZM123 103H125V102H123ZM154 103H155V102H154ZM158 103H159V102H158ZM158 103H157V104H158ZM166 103H167V102H166ZM169 103H170V102H168L167 107H168ZM252 103H253V102H252ZM2 104H3V102H2ZM57 104H59V103H57ZM57 104H55V105L58 107ZM60 104H61V103H60ZM120 104H122V103H120ZM127 104H128V103H127ZM159 104H160V103H159ZM162 104H163V103H162ZM250 104H251V103H250ZM250 104L248 103L249 106H250ZM62 105H63V104H62ZM76 105H77V103H76ZM109 105H110V103H109ZM112 105H113V104H112ZM128 105H130V104H128ZM155 105H156V104H155ZM251 105H252V104H251ZM253 105H254V104H253ZM117 106H120V105H117ZM153 106H154V104H153ZM160 106H161V108H162V107H164V104H163V105H160ZM169 106H170V105H169ZM234 106H235V105H234ZM236 106H238V103H236ZM236 106H235V107H236ZM255 106H257V104H256ZM255 106H254V107H255ZM2 107H3V106H2ZM63 107H64V105H63ZM113 107H114V106H113ZM121 107H122V106H121ZM167 107H166V108H167ZM252 107H253V106H252ZM3 108H4V107H3ZM11 108H13V106H12ZM14 108H15V107H14ZM61 108H62V107H61ZM117 108H118V107H117ZM124 108H125V107H124ZM124 108H122V109H124ZM126 108H127V107H126ZM138 108H139V107H138ZM138 108H137V109H138ZM141 108H142V107H141ZM158 108H159V107H158ZM168 108H169V107H168ZM118 109H119V108H118ZM118 109H117V110H118ZM137 109H136V110H137ZM155 109H156V108H155ZM163 109H164V108H163ZM1 110H2V108H1ZM78 110H79V108H78ZM110 110H112V113L115 112V111H113V109H110ZM127 110H128V109H127ZM127 110H126V111H127ZM149 110H150V108H149ZM151 110H153V109L151 108ZM157 110H158V109H157ZM164 110H165V109H164ZM4 111H5V110H4ZM56 111H58V110H56ZM56 111H55V112H56ZM76 111H77V110H76ZM158 111H159V110H158ZM162 111H163V110H162ZM168 111H170V110L168 109ZM213 111H214V110H211V112H213ZM2 112H3V111H2ZM2 112H1V113H2ZM8 112H9V111H8ZM10 112H11V111H10ZM119 112H120V110H119ZM131 112H132V111H131ZM131 112H129V114H130ZM142 112H143V111H142ZM58 113H59V111H58ZM58 113H57V114H58ZM137 113H138V112H137ZM152 113H153V112H152ZM152 113H150V114H152ZM157 113H158V112H157ZM160 113H161V112H160ZM200 113H201V112H200ZM202 113H203V112H202ZM205 113H206V111H205ZM55 114H56V113H55ZM109 114L111 115V113H109ZM114 114H115V113H114ZM120 114H121V113H120ZM135 114H136V113H135ZM210 114H211V116H212V113H210ZM121 115H122V114H121ZM121 115H119V116H121ZM131 115H133V114H131ZM207 115H209V114H207ZM53 116H56V115H53ZM115 116H116V115H115ZM115 116L112 115V117H113L112 121L109 120V121L111 122L110 124L108 123V124H109V131H108V130H105V131H104V129H105L106 127H104V129H103V127H101V129H103L102 131H104L105 134L110 133V136H111V137H113L116 133H119V134H122V133H123V132H122L123 130H121V128H123V127H120V126L122 125V123H121V125L118 126L119 129L117 128V130H115V129H116L115 125L118 123V122H116V121H118V119L116 120V119H115ZM129 116H130V115H129ZM135 116H136V115H135ZM139 116H140V115H139ZM150 116H151V115H150ZM215 116H216V115H215ZM107 117H108V116H107ZM116 117H117V116H116ZM126 117H127V116H126ZM130 117H132V116H130ZM155 117H157V116H155ZM213 117H214V114H213ZM118 118H119V117H118ZM62 119H63V118H62ZM64 119H65V117H64ZM107 119H108V118H107ZM110 119H111V118H110ZM152 119H153V118H152ZM163 119H165V118H163ZM211 119H212V118H211ZM65 120H66V119H65ZM97 120H99V119H97ZM138 120H139V119H138ZM63 121H64V120H63ZM66 121H67V120H66ZM66 121H64V122H66ZM101 121H102V120H101ZM107 121H108V120H107ZM127 121H128V120H127ZM127 121H126V122H127ZM133 121H134V120H133ZM133 121H132V122H133ZM141 121H142V120H141ZM164 121H165V120H164ZM102 122H103V121H102ZM115 122H116V123H115ZM126 122H125V123H126ZM128 122H129V121H128ZM134 122H135V121H134ZM134 122H133V123H134ZM60 123H61V122H60ZM62 123H63V122H62ZM62 123H61V124H62ZM95 123H96V122H95ZM125 123H124V124H125ZM133 123H132V126L135 125V124H133ZM136 123H137V122H136ZM146 123H147V122H146ZM103 124H104V123H103ZM128 124H130V123H128ZM128 124H127V125H128ZM137 124H138V123H137ZM148 124H149V123H148ZM160 124H162V123H160ZM91 125H92V124H91ZM95 125H97V124H95ZM101 125H102V124H101ZM105 125L107 126V122L104 124V126H105ZM139 125H140V124H139ZM139 125H138V127H139ZM155 125H156V124H155ZM13 126H12V127H13ZM35 126H36V125H35ZM35 126H34V127H35ZM39 126H40V125H38V128L41 127V126H40V127H39ZM93 126H94V125H93ZM98 126H100V125H98ZM98 126H96V128H97ZM122 126H123V125H122ZM158 126H162V125H159V124H158ZM14 127H13V128H14ZM107 127H108V126H107ZM141 127H142V126H141ZM143 127H144V126H143ZM143 127H142V128H143ZM150 127H154V126H152V123H151V126H150ZM36 128H37V127H36ZM41 128H42V127H41ZM125 128H126V126H125ZM157 128H159V127H156L155 133H157V132H156V131H157ZM42 129H43V128H42ZM92 129H93V127H92ZM134 129H135V128H134ZM148 129H149V128H148ZM65 130H68V128L65 129ZM65 130H63V131H65ZM93 130H95V126H94V129H93ZM96 130H98V129H96ZM135 130H136V129H135ZM153 130H154V129H153ZM159 130H160V131H159ZM159 130H158V133L161 132V129H160V128H159ZM47 131H50V130H47ZM106 131H107V132H106ZM124 131H125V130H124ZM147 131H148V130H147ZM147 131H146V133H148ZM22 132H23V129H22ZM50 132H51V131H50ZM50 132H46V135H47L48 133H50ZM86 132H87V130L85 131V133H86ZM90 132H92V130H91ZM90 132H89V133H90ZM121 132H122V133H121ZM136 132H137V131H136ZM152 132H153V131H152ZM38 133H41V134H38ZM44 133H45V132H43L41 129H39V130L34 129V130H32V132H29L28 134H29L30 137H32V138L35 140V139H37L40 135H45ZM59 133H60V132H59ZM65 133H66V132H65ZM67 133H68V135H67V137H66L67 141H66V139H65L66 142L64 141L65 144H60V143H62V142L58 143V142H59V141H58L59 138H58V140H57L58 142H54V143L51 145V147L54 148V151H55V152H53V151H50V152H53V154H55V153H57V151H60V153H62V154H60V153L55 154V155L57 156V158L53 161L52 166L48 164V161H49L50 159L47 161L46 158H45L46 155L48 154V153H47L48 151H46V150H47L46 147L43 148V150L41 151V152H42L41 154H39V153H40V151H39L36 155L34 154L33 157L31 156L29 160H28V157H29L30 155H32V153L30 152V150H27V152L24 153V156L22 155L23 157L20 156V153L17 154V155L19 156V157H17V159H18V158H20V160H21V158H22V159H26V160H25V163H23V162L20 161L19 159H18L19 161H18L17 163L14 162L15 160H13V162L11 161V164L17 168V170H16V168H15V170L18 171V172H17V175H19V176H21V177H23V178H27V179H28V180H27V183H28L29 185H32V184L34 183V181L36 180V181L38 182L39 185H44V186H45L44 189H42V187L39 186V187L41 188V192H39L40 189H39V191L37 190L39 187H37L36 190H33V192H34V191H38V192H36V193L38 194V193H42V192H44V191H46V190H48V189H49V190L51 189V190H53V191L55 190V192H57V193L60 192V191H59L60 188H61V187H65V186H66V187L69 186L71 180L74 178L75 174H74L73 172H74V171L76 170V168H77V164H76V163H79V161H82V160H83V158H82L83 156H81L83 153H90V154H88V156L91 157V153L95 152V149H96V150H97V149H101V150L104 149V150L100 153V154H101L100 156H107V153H108L111 149L114 150V149L111 147V143L108 145V143H109L108 140H109V139L105 142V139H107V137L105 136L104 133H101V132H100V133H99L100 136L97 137L96 135H94V136L92 137L93 140H97V139L100 140L98 143H97V141H95V143H93V142L91 143V146H90V144H88V145L86 144L87 146H86V145H83L84 147H83V146H80V145H81V144H80V143H81V142H80V139L82 138V137L79 138L80 135H75L74 137H71L70 134H72V133H69V132H67ZM95 133H96V132H95ZM137 133H139V132H137ZM146 133H145V134H146ZM57 134H58V133H57ZM61 134H62V133H61ZM61 134H60V135H61ZM86 134H87V133H86ZM92 134H93V132H92ZM140 134H141V131H140ZM142 134H143V131H142ZM150 134H151V132H150ZM153 134H154V133H152L151 136H152ZM20 135H21V136L18 137L19 140L17 141V143L20 142L19 144H21V146L23 145V147H24L25 149H26V148H27V149L31 148V147H32L31 144L34 143V140L31 141V142H30V141L28 142V140H29L28 138H29V137L25 136V133H24V132H23L22 134H20ZM63 135H64V134H63ZM136 135H137V134H136ZM50 136H51V135H50ZM65 136H66V135H65ZM87 136H88V134H87ZM87 136H86V137H87ZM140 136H141V135H140ZM140 136H139V137H140ZM143 136L145 137L144 134H143ZM148 136H150V135L148 134ZM153 136H154V135H153ZM53 137H55V136H53ZM53 137H52V138H53ZM58 137H59V136H58ZM63 137H64V136H63ZM84 137H85V136H84ZM111 137H109V138H111ZM129 137H130V136H129ZM144 137H143V138H144ZM92 138H91V140H92ZM124 138H125V137H124ZM131 138H132V137H131ZM131 138H130V139H131ZM82 139H83V138H82ZM88 139H89V138H88ZM126 139H127V138H126ZM128 139H129V138H128ZM128 139H127V140H128ZM140 139H141V138H140ZM60 140L63 141V138H62V139L60 138ZM91 140H90V141H91ZM93 140H92V141H93ZM116 140H117V139H116ZM131 140H132V139H131ZM131 140H130V141H131ZM154 140H155V139H154ZM68 141H71V142L68 143ZM87 141H88V140H87ZM12 143H13V142H12ZM14 143H16V142H14ZM17 143H16V144H17ZM50 143H51V142H50ZM82 143H83V142H82ZM84 143H85V142H84ZM84 143H83V144H84ZM87 143H88V142H87ZM96 143H97L98 145H97ZM113 143H114V142H112V146L115 145V144H113ZM117 143H118V140H117ZM4 144H5V143H4ZM4 144H3V145H4ZM8 144H10V146H11V143H8ZM8 144H7V146H9ZM45 144H46V143H45ZM45 144H41V145L44 146ZM54 144H55V145L57 144V146H55ZM92 144H93V145H92ZM118 144H120V142H119ZM118 144H116V145L118 146ZM5 145H6V144H5ZM5 145H4V146H5ZM12 145H13V144H12ZM17 145H18V144H17ZM60 145H62V146H60ZM10 146H9V147H10ZM42 146H41V147H42ZM47 146H48V145H47ZM53 146H54V147H53ZM17 147H18V146H17ZM17 147H16V148H17ZM78 147H79V148H78ZM6 148H7V147H6ZM10 148H11V147H10ZM10 148H8V149H10ZM52 148H51V149H52ZM71 148H72V149H74V148H78V149L76 150V152L72 153L73 151L71 150ZM21 149H22V148H21ZM25 149L22 150V151L24 152ZM11 150H12V149H11ZM14 150H15V149H14ZM40 150H41V149H40ZM128 150H129V149H128ZM8 151H9V150H8ZM12 151H13V150H12ZM19 151H20V150H19ZM19 151H17V152H19ZM69 151H71V152H69ZM79 151H81V152H79ZM2 152H3V151H2ZM0 153H1V152H0ZM12 153H13V152H12ZM15 154H16V152H15ZM63 154H65V155H63ZM2 155L4 156V158H3V159L0 158V159H1V160H0V165H3V164H5V163L7 164V162L10 161L9 158H8V157H10V155H9V154H5V153H2ZM17 155H16V156H17ZM125 156H126V155H125ZM13 157H15V156L13 155ZM13 157H10V158H13ZM43 157H44L45 159H44ZM120 157H121V156H120ZM120 157H119V159H116V160H115L114 164H113V161H112V162H109V166H106V167L110 168L111 166H114V168H115V166H116V168H117V166H119L118 163H120V161H121V158H120ZM6 158H8L9 161H8V160L5 161ZM48 158H50L49 155H48L47 159H48ZM85 158H86V157H85ZM156 158H158V157H156ZM14 159H15V158H14ZM122 159H123V158H122ZM151 159H152V158H151ZM30 160H31V161H30ZM113 160H114V159H113ZM157 160H158V159H157ZM23 161H24V160H23ZM50 161H51V160H50ZM50 161H49V162H50ZM89 161H90V160H89ZM94 161H96L95 158H94ZM94 161H93V158H91V161H90V162H91V163H94ZM153 161H154V160H153ZM155 161H156V160H155ZM151 162H152V161H151ZM107 163H108V162H106V164H107ZM9 164H10V163H9ZM50 164H51V163H50ZM83 164H84V163H83ZM86 164H87V163H86ZM116 164H117V165H116ZM148 164H149V163H148ZM152 164H153V163H152ZM159 164H161L160 161H159ZM12 165H11V168L8 167V166H7V168L12 169ZM88 165H89V164H88ZM107 165H108V164H107ZM161 165H162V164H161ZM161 165H160V166H161ZM85 166H86V165H85ZM90 166H91V165H90ZM154 166H155V165H154ZM81 167H82V166H81ZM104 167H105V166H104ZM119 167H120V166H119ZM152 167H153V166H152ZM152 167H150V168H152ZM0 168H1V167H0ZM79 168H80V166H79ZM84 168H86V167H84ZM102 168H103V167H102ZM108 168H106V169H108ZM111 168H112V167H111ZM20 169H22V170H23V169H27V170L24 171V172H26V173L29 172V174H24L23 171H19ZM91 169H92V168H91ZM100 169H101V167H100ZM112 169H113V168H112ZM119 169H120V168H119ZM7 170H8V169H7ZM15 170H14V171H15ZM42 170H43V173H44V172H49L48 175H47V177H46V178H47V181L44 182V184H43V182L41 183V179H40V180L38 179L39 176H36V175L34 174L35 171L40 172V171H42ZM78 170H79V169H78ZM116 170H118V169H115V171H116ZM151 170L154 171V169H151ZM263 170H264V169H263ZM263 170H262V171H263ZM3 171H4V170H3ZM9 171H10V170H9ZM14 171H12L13 174L15 173ZM108 171H109V170H106L107 173H108ZM113 171H114V170H113ZM113 171H112V172H113ZM181 171H182V170H181ZM5 172H6V171H5ZM87 172H88V170H87ZM112 172H111V173H112ZM1 173H2V171H0V174H1ZM10 173H11V172H10ZM10 173H9V174H10ZM84 173H86V172H84ZM100 173H101V171H100ZM100 173L96 174V176L93 175V176H94L93 178L91 177L92 180H93L92 183H91V182H85V183L81 184L80 186H78V187H79L78 189L81 188L82 191H84V190H85V186H86V184H93L95 181H101V182H102L101 179H103V177L100 176V175H103V174H100ZM109 173H110V171H109ZM119 173H121V172H119ZM180 173H182V172H180ZM77 174H78V173H77ZM105 174H106V173H105V171H104V175H105ZM262 174H263V173H262ZM104 175H103V176H104ZM111 175H112V174H111ZM111 175H110V177H111ZM114 175H115V174H114ZM114 175H113V176H114ZM259 175H260V173H259ZM0 176H1V175H0ZM4 176H5V175H4ZM13 176H14V175H13ZM108 176H109V175H108ZM113 176H112V177H113ZM1 177H2V176H1ZM11 177H12V176H11ZM61 177H65V179H66L65 182H60V181H59ZM176 177H177V176H176ZM259 177H260V176H259ZM261 177H262V175H261ZM4 178H5V177H4ZM4 178H3L2 180H4ZM9 178H10V176H9ZM14 178H16V177H14ZM19 178H20V177H19ZM0 179H1V178H0ZM6 179H8V178L6 177ZM133 179H134V178H133ZM14 180H15V179H14ZM17 180H18V177H17ZM19 180H20V179H19ZM21 180H22V178H21ZM25 180H26V179H25ZM61 180H62V178H61ZM112 180H113V179H112ZM189 180H190V179H189ZM176 181H177V179H176ZM185 181H187V180H185ZM1 182H2V181H1ZM15 182H16V181H15ZM18 182H19V181H18ZM18 182H17V183H18ZM21 182H22V181H21ZM117 182H118V181H117ZM132 182H133V181H132ZM132 182H131V183H132ZM182 182H183V181H182ZM189 182H190V181H189ZM2 183H3V182H2ZM6 183H7V182H6ZM6 183H4V184H6ZM13 183H14V182H13ZM17 183H15V184H17ZM25 183H26V182H25ZM25 183H22V184L24 185ZM133 183H134V182H133ZM178 183H179V181H178ZM186 183H187V182H186ZM35 184H36V183H35ZM113 184H114V183H113ZM183 184H185V183H183ZM0 185H1V184H0ZM187 185H188V183H187ZM263 185H264V184H263ZM16 186H18V185H16ZM89 186H90V185H89ZM89 186H88V187H89ZM109 186H110V185H108V187H109ZM180 186H181V185H180ZM1 187H3V186H1ZM5 187H6V186H5ZM14 187H15V185H14ZM14 187H13V189H14ZM88 187H87V189H88ZM114 187H115V186H114ZM114 187H113V188H114ZM181 187H182V186H181ZM181 187H180V188H181ZM18 188H19V187H18ZM123 188H124V187H123ZM123 188H122V189H123ZM19 189H20V188H19ZM33 189H34V188H33ZM78 189H75V190H77V191H75L76 194H75V192H73V193L75 194L76 198L79 197V198H78V201H79L80 198H81V200H83L82 198H84V197H88V196L91 195L92 193L96 192V191H94L95 188H94V189H90V188H89V190H85L82 194H80V192H79ZM81 189H80V190H81ZM96 189H98V188H96ZM99 189H100V188H99ZM107 189H108V188H107ZM109 189H110V188H109ZM7 190H8V189H7ZM7 190H6V191H7ZM64 190H65V189H64ZM104 190H106V189H104ZM112 190H113V189H112ZM115 190H116V187H115ZM183 190H184V189H183ZM183 190L180 189L181 192H183ZM3 191L5 192L4 189H3ZM25 191H27V190H25ZM93 191H94V192H93ZM99 191H102V189L99 190ZM4 192H3V194H4ZM12 192H13V190H12ZM17 192H18V191H17ZM33 192H32V193H33ZM102 192H103V191H102ZM105 192H106V191H105ZM8 193H9V192H7V194H8ZM34 193H35V192H34ZM68 193H69V192H68ZM71 193H72V192H71ZM71 193H70L69 195H67V197L71 196ZM97 193H98V190H97ZM117 193H119V191L117 192V190H116V194H117ZM17 194H18V193H17ZM17 194H15V196H16ZM29 194H30V195H29ZM74 194H73V195H74ZM102 194H104V193H102ZM102 194H99V196L96 195V196L98 197V199H99V197H100V198L103 197ZM114 194H115V192H114ZM121 194H122V193H121ZM8 195H9V194H8ZM11 195H12V194H11ZM11 195H10V196H11ZM13 195H14V194H13ZM13 195H12V197H8V198H7L8 201H9V198H10V199L13 198ZM25 195H26V193H25ZM27 195L31 196V193H28ZM32 195H34V194H32ZM73 195H72L71 197H74ZM106 195H107V194H106ZM108 195H109V194H108ZM34 196L37 197L36 195H34ZM92 196H93V195H92ZM92 196H91V197H92ZM0 197H1V196H0ZM39 197H40V196H39ZM39 197H38V198H39ZM41 197H42V196H41ZM91 197H90V199H91ZM94 197H95V196H93V198H94ZM107 197H108V196H107ZM2 198H3V197H2ZM24 198H25V197H23V199H24ZM32 198H33V196H32ZM50 198H51V197H50ZM76 198H75V199H76ZM93 198H92V199H93ZM125 198H126V197H125ZM5 199H6V195H5ZM26 199H28V197H26ZM30 199H31V198H30ZM34 199H35V198H34ZM39 199H40V198H39ZM65 199H66V200L64 201V205H65V202L67 201L68 198H65ZM72 199H73V198H72ZM72 199H71V201H72ZM75 199H73V201H74ZM86 199L88 200V198H86ZM86 199H84V200H86ZM49 200H50V199H49ZM68 200H70V199H68ZM76 200H77V199H76ZM94 200H95V198H94ZM100 200H101V199H100ZM100 200H99V201H100ZM104 200H106V199H103V201H104ZM2 201H3V200H1V198H0V203H1ZM5 201H6V200H5ZM22 201H23V200H22ZM25 201H26V200H25ZM25 201H23L22 204H24ZM28 201H29V200H28ZM31 201H33V199H32ZM36 201H38V200L36 199ZM41 201L46 203V201H47V197H42V199L40 200V202H41ZM95 201H96V200H95ZM101 201H102V200H101ZM6 202H7V201H6ZM6 202H4V203H5V204H3L4 206H3L2 204L0 205V206H1V207H0V230L2 229V230L0 231V234H5V235H6L5 237L7 238L6 241H8L10 244H11V242H12V243L14 244V247H15L18 243H20V241H18V240H19V237H20L19 232L22 233V235L25 234L26 232L24 231L25 233H23L22 231L25 230L26 227L24 226V227H23L24 229L20 230L19 232H18L17 230H18V229H21V228H18V229L16 230V228L13 229V228H10V227H9L11 223H13V222H19L22 218L19 219L21 216H20L19 214H18V215H19L20 217H19L18 215H16V214L18 213V210H16L17 208H16V209L14 208L16 211H14V209H11L12 211L9 212L8 209H7V206H6V205H7ZM50 202H51V201H50ZM62 202H63V201H62ZM62 202H61V204H62ZM68 202H69V201H68ZM88 202H89V201H88ZM92 202H93V200H92ZM96 202H97V204H98V200H97ZM2 203H3V202H2ZM20 203H21V202H20ZM31 203H32V202H31ZM34 203H37V202L34 201ZM66 203H67V202H66ZM73 203H74V202H73ZM73 203H72L71 205H73ZM76 203H77V204H76ZM86 203H87V202H86ZM89 203H90V202H89ZM93 203H94V202H93ZM100 203H101V202H100ZM103 203H104V202H103ZM11 204H12V203H11ZM14 204H15V203H14ZM14 204H12L11 206L13 207ZM25 204H26V203H25ZM49 204H50V203H49ZM59 204H60V203H59ZM61 204H60V205H61ZM75 204L78 205V202L75 201ZM75 204H74V205H75ZM79 204H82V203H79ZM83 204H85V202H83ZM87 204H88V203H87ZM91 204H92V203H91ZM94 204H95V203H94ZM15 205H19V203L15 204ZM27 205H28V204H27ZM31 205H33V204H31ZM34 205H35V204H34ZM39 205H40V204H39ZM46 205H47V204H46ZM56 205H57V204H56ZM68 205H69V203H68ZM71 205H70V206H71ZM74 205H73V206H74ZM99 205H100V204H99ZM8 206H9V205H8ZM20 206H21V205H20ZM20 206H19V207H20ZM22 206H23V205H22ZM54 206H55V205H54ZM54 206H52V207H54ZM79 206H80V205H79ZM83 206H84V205H83ZM88 206L90 207L89 209H91V205H88ZM88 206H87V207H88ZM94 206L96 207V205H94ZM100 206H101V205H100ZM14 207H18V206H14ZM19 207H18V209H21V208H19ZM38 207H40V206H38ZM49 207H50V206H49ZM62 207H63V206H62ZM62 207H61V208H62ZM65 207H66V206H65ZM74 207H75V206H74ZM98 207H99V206H98ZM22 208H23V207H22ZM31 208H32V207H31ZM43 208H44V207H43ZM58 208H59V206H58ZM61 208H60V209H61ZM63 208H64V207H63ZM75 208L77 209V207H75ZM75 208L73 209L74 211H75ZM96 208H97V207H96ZM33 209H34V208H33ZM35 209H37V208H35ZM35 209H34V210H35ZM52 209H54V208H52ZM56 209H57V208H56ZM56 209H55V210H56ZM28 210H29V208H28ZM28 210H27V211H28ZM39 210H40V209H39ZM46 210H47V209H46ZM61 210L64 211L63 209H61ZM61 210H60V212H61ZM65 210H66V209H65ZM77 210H78V209H77ZM77 210H76V211H77ZM82 210H83V209H82ZM82 210H81V211H82ZM91 210H93V209H91ZM40 211H41V210H40ZM40 211H38V212H40ZM43 211H44V210H43ZM51 211H52V210H51ZM51 211H50V212H51ZM81 211H79V213H80ZM83 211H84V210H83ZM83 211H82V213H83ZM88 211H89V210H88ZM97 211H98V210H97ZM29 212H30V211H29ZM41 212H42V211H41ZM41 212H40V215H46L45 212H42V213H41ZM52 212H53V211H52ZM52 212H51V213H52ZM77 212H78V211H77ZM86 212H87V211H86ZM86 212H84V213H86ZM91 212H92V211H91ZM94 212H95V210L92 212V215H93L92 221H93V219L101 218V217L94 218V214H93ZM98 212H99V211H98ZM20 213H21V212H20ZM22 213H23V212H22ZM25 213H26V212H25ZM46 213H47V211H46ZM54 213H56V212H54ZM64 213H65V211H64ZM73 213H74V212H73ZM73 213H71V214H73ZM102 213H103V212H102ZM27 214H29V213L27 212ZM27 214H25V215H27ZM56 214H57V213H56ZM56 214H55V215H56ZM74 214H77V215H78V213H76V212H75ZM74 214H73V216H75ZM80 214H81V213H80ZM86 214H87V213H86ZM99 214H100V212H99ZM103 214H104V213H103ZM30 215H31V214H30ZM36 215H38V214L35 213V216H36ZM49 215H50V213H49ZM58 215H59V214H58ZM87 215H88V214H87ZM97 215H98V213H97ZM12 216L15 217V218L13 217V218H14V221H13V222H11L10 219H9V218H11ZM32 216H33V215H32ZM38 216H39V215H38ZM51 216H52V215H51ZM53 216H54V215H53ZM78 216H79V215H78ZM88 216H90V215H88ZM95 216H96V214H95ZM36 217H37V216H36ZM82 217H83V215H82ZM85 217H86V216H84L83 218H85ZM90 217H91V216H90ZM103 217H104V216H103ZM42 218H43V216H42ZM42 218H41V219H42ZM46 218H48V217H46ZM57 218H58V217H57ZM60 218H61V217H60ZM49 219H50V218H49ZM49 219H48V220H49ZM52 219H54V217H52ZM52 219H51V220H52ZM75 219H76V217H75ZM88 219H89V218H88ZM88 219H87V220H88ZM55 220H56V219H55ZM55 220H53V221H55ZM59 220H60V219H59ZM85 220H86V219H85ZM102 220H104V219L102 218ZM7 221H8L9 223H7ZM40 221H41V220H40ZM46 221H47V220H46ZM57 221H58V219H57ZM77 221H78V219H77ZM82 221H84V220H82ZM89 221H90V220H89ZM95 221H96V220H95ZM97 221H98V220H97ZM44 222H45V221H44ZM44 222H43V223H44ZM51 222H52V221H51ZM79 222H80V221H79ZM79 222H78V223H79ZM90 222H91V221H90ZM90 222H89V223L86 222L87 224L83 225L85 231H89V230H91L90 227H91L93 224H92V222H91V223H90ZM108 222H109V221H108ZM34 223H35V221L32 222L31 224L33 225ZM49 223H50V221H49ZM57 223H60V222H57ZM81 223H82V222H81ZM81 223H79V224L82 225ZM27 224H29V223H27ZM38 224H39V223H38ZM40 224H41V222H40ZM40 224H39V225H40ZM53 224H55V223H52V225H53ZM101 224H103V223H101ZM47 225H48V223H47ZM55 225H56V224H55ZM97 225H98V224H97ZM18 226H19V225H18ZM36 226H37V221H36ZM49 226H51V223H50ZM53 226H54V225H53ZM98 226L100 227V225H98ZM34 227H35V224H34ZM37 227H39V226H37ZM46 227H47V226H46ZM51 227H52V226H51ZM54 227L57 228L56 226H54ZM59 227H60V226H59ZM27 228H28V227H27ZM31 228H33V227H31ZM31 228H29L28 231H29ZM44 228H45V227H44ZM82 228H83V227H82ZM92 228H94V226H92ZM97 228H98V227H97ZM59 229H60V228H59ZM86 229H87V230H86ZM39 230H40V229H39ZM39 230H37V231H39ZM53 230H54V229H53ZM28 231H27V232H28ZM30 231H32V230H30ZM37 231H34V232L37 233ZM57 231H58V230H57ZM61 231H62L61 233H63V229H62ZM64 231H65V230H64ZM82 231H83V229H82ZM85 231H84V232H85ZM40 232H42V231H40ZM40 232H38V233H40ZM49 232H50V231H49ZM51 232H52V231H51ZM59 232H60V231H59ZM115 232H116V238H118V239H119V238H120V239L122 238V241H123L124 243H126L127 241H129V240L132 238V236H133L132 231H130V229H128V230H127V229L124 230L123 228H122V229L120 228L118 231L116 230ZM17 233H18V234H17ZM45 233H46V232H45ZM47 233H48V232H47ZM52 233H53V232H52ZM65 233H66V232H65ZM86 233H89V232H86ZM27 234H28V233H27ZM33 234H34V233H33ZM40 234H41V233H40ZM40 234H39V235H40ZM48 234H50V236H51V233H48ZM57 234H58V233H57ZM72 234H73V233H72ZM22 235H21V236H22ZM25 235H26V234H25ZM45 235H46V234H45ZM53 235H54V234H53ZM53 235H52V236H53ZM65 235H66V234H65ZM83 235H85V234H83ZM31 236H32V235H31ZM42 236H44V235H42ZM54 236H55V235H54ZM56 236H57V235H56ZM66 236H67V235H66ZM66 236H65V238H66ZM23 237H25V236H23ZM23 237H22V238H23ZM26 237H28V235H26ZM44 237H45V236H44ZM61 237H62V236H61ZM81 237H82V236H81ZM87 237H88V235H87ZM20 238H21V237H20ZM29 238H31L30 235H29ZM29 238H28V239H29ZM41 238H42V237H41ZM62 238H63V237H62ZM83 238H84V237H83ZM89 238L92 239V237H88V240H90ZM0 239H1V238H0ZM2 239H4V238H2ZM23 239H24V238H23ZM23 239H22V242H23ZM28 239H26L25 242L28 241ZM53 239H54V238H53ZM86 239H87V238H86ZM120 239H119V240H120ZM132 239H133V238H132ZM176 239H177V238H176ZM30 240H31V239H30ZM49 240H50V239H49ZM60 240H61V239H60ZM60 240H57V241H60ZM136 240H137V238H136ZM136 240H135V241H136ZM53 241H54L53 243H55L56 240H53ZM57 241H56V242H57ZM64 241H65V240H64ZM64 241H62V242H64ZM132 241H133V240H132ZM135 241H133V242H135ZM17 242H18V243H17ZM25 242H24V244H25ZM28 242H29V241H28ZM123 242H122V243H123ZM133 242H132V243H133ZM60 243H61V242H60ZM135 243H136V242H135ZM22 244H23V243H22ZM26 244H28V243H26ZM62 244H63V243H62ZM80 244H82V243H80ZM7 245H8V244H7ZM19 245H20V244H19ZM57 245H58V244H57ZM63 245H64V244H63ZM78 245H79V244H78ZM17 246H18V245H17ZM24 246H25V245H24ZM134 246H135V244H134ZM19 247H20V246H19ZM19 247H18V248H19ZM56 247H57V246H56ZM58 247H62V246H58ZM63 247H64V246H63ZM79 247H80V246H79ZM83 247H84V246H83ZM18 248H17V249H18ZM80 248H82V246H81ZM12 249H13V248H12ZM22 249H23V247H22ZM26 249H27V248H26ZM57 249L59 250V248H56V250H57ZM68 249H69V248H68ZM68 249H67V250H68ZM70 249H71V248H70ZM84 249H85V247H84ZM10 250H11V247H10ZM61 250H62V249H61ZM79 250H80V249H79ZM86 250H87V248H86ZM132 250H134V251H140V250H141V244H140V242H139V243H136V246L133 247ZM11 251H12V250H11ZM22 251H23V250H22ZM59 251H60V250H59ZM69 251H70V250H69ZM71 251H72V250H71ZM71 251H70L69 253H71ZM13 252H14V251H13ZM20 252H21V251H20ZM57 252H58V251H57ZM64 252H65V251H64ZM78 252H79V251H78ZM80 252H81V250H80ZM83 252H84V251H83ZM16 253H17V252H16ZM18 253H19V252H18ZM24 253H25V251H24ZM24 253L22 252V255H23ZM66 253H67V252H66ZM85 253H86V252H85ZM87 253H88V254L82 255V256H83V257H82L83 259H81V261L83 260V261L86 262V263H85V262L82 261V262L85 263V264H92V263H96V264H97V263L100 262V261H102L101 263H103V261H107L108 264H109V263H110V264L113 263V260H112L111 257L108 255L109 253H108V254L106 253L107 255L105 254V256H103V255H101L100 257L98 256V258H97L96 256H94V255H93V256H92V255H89V254H92V253H89V251H88ZM76 254H77V253H76ZM81 254H82V253H81ZM81 254H80V256H81ZM12 255H13V254H12ZM18 255H19V254H18ZM67 255H69V254L67 253ZM73 255H74V254H73ZM13 256H14V255H13ZM15 256H16V255H15ZM62 256H63V255H62ZM69 256H70V255H69ZM77 256H78V255H77ZM102 256H103V257H102ZM158 256H159V255H158ZM158 256H157V257H158ZM16 257H17V256H16ZM18 257H19V256H18ZM60 257H61V256H60ZM19 258H20V257H19ZM21 258L24 260V258H23L22 256H21ZM28 258H29V257H28ZM68 258H70V257H68ZM76 258H77V257H75V259H76ZM78 258H79V257H78ZM161 258H163V260H164V257H161ZM17 259H18V258H17ZM29 259H30V258H29ZM29 259H25V260H29ZM73 259H74V258H73ZM73 259H72V260H73ZM31 260H32V259H31ZM62 260H63V259H62ZM147 260H148V259H147ZM21 261H22V260H21ZM76 261H77V260H76ZM142 261H143V260H142ZM145 261H146V260H145ZM145 261H143V262H145ZM164 261H165V260H164ZM23 262H24V261H23ZM26 262H27V261H26ZM58 262H59V261H58ZM64 262H65V261H64ZM73 262H74V260H73ZM77 262H78V261H77ZM77 262H76V263H77ZM147 262H148V261H147ZM70 263H71V262H70ZM19 264H20V263H19ZM62 264H63V262H62ZM65 264H68V262H66ZM72 264H73V263H72ZM74 264H75V263H74ZM99 264H100V263H99ZM113 264H114V263H113ZM149 264H150V263H149Z\"/></svg>",
	"mask_w": 264,
	"mask_h": 264
}]
</instances>
